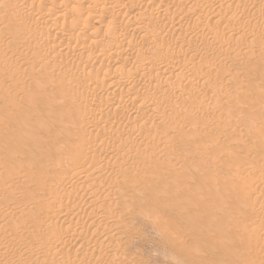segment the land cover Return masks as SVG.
Segmentation results:
<instances>
[{
	"label": "rangeland",
	"instance_id": "1",
	"mask_svg": "<svg viewBox=\"0 0 264 264\" xmlns=\"http://www.w3.org/2000/svg\"><path fill=\"white\" fill-rule=\"evenodd\" d=\"M3 1L0 0V9H1L0 12H3V14L0 13V14H2V15H0V20H1L0 21V31H2V32H0V34L2 33L0 35V50L3 51V52L0 51V57H2V56H4V57L0 58V61L3 58L6 59V60L8 59V60L7 61L3 60L2 62H0V64H2V65H0V88H1L0 89L1 90L0 91V96H1L0 97V141L2 140V142H0V143L3 144V142H5V141L7 142L8 141V146H7L6 143H4V145L6 144L5 146L0 144V187L3 190V191H0V193H1L0 194V212L2 210H5V212L4 211L1 212V214L4 212L3 213L4 217L1 218V215H0V220L2 219L1 223H0V229H1L0 230V235H2V236H0V264H49V263H51V264H57V263L60 264L61 263V258H62V263L63 264H66V262H67V264H69V263H72V264H74V263L75 264H80V263L81 264H88V263L89 264H99V263L107 264V261L109 262V264H113V263L114 264L115 263L116 264L117 263L124 264V261H125V264H176L177 262H178L177 264H184V263L185 264H189L190 262H194L197 259H199L198 261H196L197 264H200L199 262L201 260H205L204 258H206L205 257L206 255L203 258L202 257H196V256H199V254H200V256H202L203 253L204 254L205 253L208 254L207 260H205L206 262L205 261H201V263L204 262L205 264H207V262H208V264H210L211 262H212V264H264V196H263V193H264V168H263V166H264V155H263L264 154V139H263L264 138V88L263 87L264 86H262L264 84V52H263L264 51V0H211V1L210 0H146V1L142 0L143 2L141 0H139V1L136 0V1L140 2V3H138V2L135 3L136 2L135 1V2H131L132 4L130 3V0H128V1L127 0H124V1L123 0H119L118 1L119 5H116L117 4V2H116L117 0L116 1L113 0L115 2V4H114V2L110 1V2L106 3V5L109 4L108 6H106L105 3H104V2H106V0H104V1L101 0L103 2V4H102L101 1L99 2V0H98L97 2L100 3V4L98 3L100 6H97L95 3H93L96 0L95 1L94 0H92V1L91 0H82L81 3L84 2V4L82 3L79 6H77L79 8V9L78 8L76 9L77 11L74 9L75 10L74 12L76 14L73 12V8H74L73 5H74L76 0H74V1L70 0L71 2L68 1V0H65V1L61 0L60 2H59V0H51V2H50V0H48L49 1L48 2L46 0L45 3L43 2L44 0H9V1H11L10 3L8 2V0H3ZM40 1L43 4H41ZM53 1H55V2H53ZM132 1H134V0H132ZM13 2H15L14 3L15 5L13 4ZM34 2H37V3L33 4ZM56 2L59 3V4H57L59 8L61 6L63 7L65 5V3L68 2V4H66L67 8H62L61 7L60 9H58L57 5L55 4V6L57 7L58 10L57 9L54 10L55 7H53L54 6L53 3H56ZM62 2H63L64 5L62 4ZM69 2L71 3V5H70ZM120 2H121V4H120ZM123 2H125V3H123ZM3 3H5L6 5L4 4L5 6H3ZM11 3L13 5H10ZM30 3L33 6L35 5V7H33ZM92 3L97 8L96 12H95L96 9L94 8ZM110 3H112V4H110ZM133 3H135V4H133ZM143 3H146V4L144 5ZM38 4H39V6H38ZM45 4L48 5V6L46 5L47 6L46 9H41L40 8L38 10L40 5H43L42 7L44 8ZM50 4H51V6H50ZM125 4L128 5V6H126ZM130 4H131V6H130ZM136 4H137V6H136ZM7 5H8L9 8L7 7ZM68 5H69V7H68ZM111 5H113L114 7H112ZM133 5H135V6H133ZM138 5H139V8H138ZM141 5L143 7H141ZM148 5H150L151 7L150 6L147 7ZM152 5H154L156 9ZM11 6L12 7H14V6L17 7V9H16V7H14L16 13L14 11V8H11ZM87 6H89L91 9L89 7H87ZM129 6H130V8H129L130 10L128 11V7ZM132 6L135 7V8H132ZM158 6H159V8H158ZM215 6H216V8H215ZM28 7L29 8L31 7L33 10H34V8L37 9V11L39 13L36 10H34L36 12V14H35V12H33V10L31 8H30V11H29ZM104 7H106V8H104ZM152 7H153V9H152ZM184 7H185V10H184ZM212 7H213V9H212ZM221 7H223L224 10ZM87 8H89L90 10H88ZM124 8L125 9L127 8V10H125ZM12 9H13L14 12L12 11ZM50 9H52L53 12L54 11H55V13L59 12L58 14H62V15L65 14L64 10L65 11L66 10H70L68 13L66 11V15L67 14H68V16L70 15L69 17H71V18L67 19L69 17H67V18L65 17V19L63 18L64 20L62 21V17L59 16L58 17L59 19H57V17H55L56 14H53V15L48 17V13H49L48 11ZM80 9H81V11L84 9V12L82 11L83 14L81 12H78V10L80 11ZM101 9L103 10L104 13L102 12ZM105 9H106V11H104ZM107 9H109V10H107ZM40 10H42V11L44 10V12L42 13V12H40ZM86 10H87V12H86ZM92 10L94 11V13L92 12ZM98 10H99V12H98ZM139 10L140 11L142 10V12H140ZM153 10L160 11V13H162V11H163L162 14L167 13V15H168V12H172V13H170L168 17L166 16L167 18L164 17V18L161 19L160 16L154 15V13L152 15V11ZM167 10H169V11H167ZM221 10H222V12H221ZM17 11H18V14L20 13V15H18L16 17ZM46 11H47V14L45 13ZM107 11H108L109 15L106 14ZM109 11L111 13H113L115 11L114 12L115 14L113 13V15L114 16L116 15V17H114ZM9 12L10 13L12 12L13 14L15 13L14 14L15 16L12 13L11 14L14 17H16L17 19H19V20L15 19ZM28 12L29 13L32 12L30 17H29L30 14ZM72 12L76 16H77V12H78V14H81V16L73 17L74 14ZM90 12L93 13V14L90 15L89 14ZM192 12H193V14L191 15ZM41 13H42V16H41ZM86 13H88V14H86ZM181 13H184V14L182 15ZM8 14H10V15H8ZM84 14H86L85 15L86 18L85 19L82 18V19L85 22H87V24H88V20H89V23H91L90 21H92V20L95 21V19H96L95 22L97 24H94L95 22L92 21L93 23H91V26H90V24H88V25L85 24L82 19H81L82 21L81 20L79 21V17H85ZM96 14H99V15H96ZM136 14L138 16L140 15L139 18L137 17ZM142 14L143 15L146 14V15L142 16ZM150 14H151L152 17L150 16ZM185 14H186V16L189 15V17L186 18ZM259 14H262L263 16H260ZM25 15H27V17ZM36 15L40 19L44 15L45 16L43 17V20L41 19L42 21H40V20H38L39 18ZM88 15H90L91 20H90ZM180 15H181V17H180ZM5 16H6V18H5ZM19 16L23 17V18H20ZM99 16H100V20H99ZM135 16L138 19H140V20L137 21V22H133V23L129 22L128 19L131 18L130 19V21H131L132 18L135 17ZM259 16H260L261 19L259 18ZM104 17L105 18L108 17V19L106 18L107 19L106 20V19H104ZM141 17H142V19H141ZM143 17L146 18V19L147 18H149V19L146 20ZM153 17H154L155 20H153ZM184 17L186 19H188V20H186ZM3 18L5 19L4 20L5 23H7V22H11L12 23V25H11V23L10 24L7 23V25L5 24L6 27L7 26L9 27V29H7L8 28L7 27L6 30H8L10 32V30L12 29L10 34L7 31L5 32V29L2 30L5 27V25H3L4 23L3 24L1 23V22H3ZM26 18H28V19H26ZM35 18L36 19L38 18L37 19L38 21ZM55 18H56L57 21L54 20ZM72 18H74V19H72ZM75 18H76V20H75ZM115 18L116 19L118 18V19L116 20ZM175 18H176L177 21L175 20ZM183 18L190 24L191 28H189V24L186 21L184 22ZM22 19H24V21ZM114 19L117 21V23L116 22L112 23ZM248 19H250V20L248 21ZM6 20H7V22H6ZM14 20L15 21L17 20L18 22L19 21L20 22L23 21V22H21V24H19L20 22L17 23V21H16V23H15ZM28 20H29V22H28ZM72 20H74V21H72ZM110 20H111V22H110ZM152 20L154 21L153 24H155V25L151 24L153 22ZM181 20H183V21H181ZM189 20H191V21H189ZM75 21H78V22L75 23ZM97 21H100L99 22L100 24ZM143 21H144V23H142ZM173 21H176L175 23H177L179 21L178 23H179L180 26L178 24H176V25H178L179 27L176 26ZM247 21H248V23H247ZM33 22H34V24H33ZM43 22H44V25H43ZM79 22H80V25H79ZM155 22L157 24H159V26H157V24ZM180 22H181V24H180ZM182 22L185 23V26H184V24ZM13 23H14L15 28L17 27L16 28L17 31H15V29L13 28L14 27ZM35 23L36 24L38 23L39 28H38L37 25H35ZM105 23H107V25H108V27L110 29L113 28L116 25L114 27V29H112L113 35H114L115 32L117 33V34L115 33V36L116 35L118 36V35L121 34L120 36H118V37H121V38H119L116 41H114V44H113V41H112V38H111L112 37L111 36L112 34L110 32L111 30L107 27V25ZM141 23L144 26L140 25ZM160 23H162V24H160ZM75 24L79 25L78 26L79 30H77L76 26L73 27V29H72V26H74ZM113 24H114V26H113ZM29 25L31 27H29ZM84 25H86V27ZM95 25L98 26V27L96 26L98 29L95 27ZM103 25H105V26H103ZM147 25H149V27H154V28H152L154 30H152L151 28H148ZM165 25H167V26H165ZM173 25H175L177 28H173ZM197 25L198 26L200 25L199 28H198ZM46 26L49 27V28H47ZM122 26H123V28H122ZM125 26L128 27V28H125ZM138 26L141 27L142 29L141 28L139 29ZM155 26L157 28H159V29L155 28ZM20 27H24V29L22 28L23 30H21ZM87 27H89V28L92 27L94 29H93V31H92V28H90L89 30H85V29H88ZM105 27L107 29H104ZM160 27H163V28H160ZM168 27L170 28V30L167 29ZM181 27H183V28L184 27L185 28L188 27L187 29L188 30L190 29V31L186 32L187 29L185 30V28H184L182 30ZM193 27H194V29H193ZM32 28L35 31L38 29L36 31L38 35H36V33L34 34L35 31L32 30ZM43 28L46 29V30H44ZM75 28H76L77 31L75 30ZM116 28H118V29L116 30ZM124 28L127 30L128 33L124 32V30H125ZM130 28H132V29H130ZM135 28L137 29V31L135 30ZM178 28H181V30L178 29ZM196 28H198V30ZM68 29L75 30L76 32L72 31V30H71L72 31L71 32ZM108 29H109V31L107 32L106 30H108ZM156 29H157V31H156ZM162 29H164V30L161 31ZM171 29H172V31H171ZM176 29H178V30H176ZM27 30H29V31L31 30V31L29 32ZM84 30H85V32H84ZM97 30H100L101 33H102V30L103 31L105 30L107 33H104L105 32L104 31L103 34H101L100 31L98 32ZM118 30L120 32H118ZM131 30H132V32H130ZM143 30H144L145 34L143 32L141 34V31H143ZM145 30H146V32H145ZM150 30H151V33L149 32V34H153L154 33V36L152 35L155 38L154 40H153V37L151 39L150 38L151 35L149 36L148 33H147ZM158 30H160V31H158ZM165 30H167L168 32L165 31ZM206 30L209 31L208 32L209 34L207 33ZM14 31L15 32H19L20 31L21 34H22V32H26L27 33V37H26V33H23L24 35L23 34L21 35L20 33L13 34L12 32H14ZM44 31L45 32L48 31L50 34H48V32L44 33ZM68 31H69V33H68ZM113 31H115V32H113ZM152 31H154V32L152 33ZM38 32H40V34H42V33L43 34L40 35ZM57 32L61 35V36L59 35L60 37L56 36ZM61 32L63 34H61ZM74 32H75L76 35L74 34ZM92 32L96 33V35H94V33H92ZM155 32H156V35H155ZM157 32L159 33V35L162 34L161 37L158 35ZM170 32H171V35H173V36L170 35ZM194 32H196L197 34L195 35ZM214 32H217V33H214ZM72 33L75 35V37H73V38H72ZM108 33L110 34L109 36H111L110 37L111 39H108V37H109ZM138 33H140V34H138ZM180 33H182V34H180ZM238 33H240V34H238ZM242 33H244V34L241 36ZM32 34H34L35 37L32 36ZM45 34H47V35H45ZM80 34H82L81 35L82 37H80ZM165 34H166V38L167 39L165 38V41H164L163 40L164 39L163 36H165ZM179 34H180V36H179ZM214 34H215V36H213ZM62 35H65V36H63V38L65 37V39L61 38ZM78 35H79V37H78ZM200 35H201V37L203 36L204 38H205V35H206L207 38H205V40H204L203 37L202 38H198V37H200ZM208 35H210V36H208ZM244 35L247 36V37L249 35V37L246 38ZM23 36L25 38H27V40H24L25 38ZM29 36H31V37H29ZM97 36H99L98 39L96 38ZM106 36H108V37H106ZM122 36H124V37H122ZM148 36H149V40H151V41H149L150 43H148V41H146V38H148ZM155 36L156 37L159 36V37H157L158 39ZM192 36H196L195 38L197 39L198 42H196V39L195 38L193 39ZM216 36L219 37V40H218V37H216ZM9 37L11 38V41H10ZM21 37L24 38V39H21ZM69 37L71 39H73V41L70 42ZM93 37L96 38V39H94ZM128 37H130L129 38L130 41L133 38V40H132L133 43L132 44H135V42H136L135 46L137 45V47H135L134 45L131 46V47H130V45L128 46V43L130 42L129 40H126V38H128ZM141 37H143V38H141ZM144 37H146V38H144ZM171 37L174 38V39L172 40ZM210 37H212V38H210ZM215 37L217 38L218 42L216 41ZM191 38H192V40H191ZM208 38H209V40H208ZM19 39L21 41L23 40V42H22L23 44L22 43L16 44V41L17 42H21ZM28 39H30V41ZM52 39L54 40V42H53ZM74 39H76V40L74 41ZM91 39H92V41H91ZM124 39H125V41L122 42L121 40H124ZM138 39H140V40H138ZM156 39H157V42L155 41ZM168 39H170V40H168ZM206 39H207V41H206ZM214 39H215V43L213 42ZM57 40H58L59 44L58 43L55 44L57 42ZM63 40H65L66 43ZM67 40H69V41H67ZM77 40H78V42H77ZM96 40L99 41V42L97 43ZM107 40H111V41H107ZM141 40L143 41V43H142ZM190 40H191V42H190ZM249 40H250V42H249ZM43 41L46 42L47 45H44L45 43H43ZM62 41H63V44L65 46L62 45ZM160 41H161V43H160ZM167 41H168V43H166ZM170 41H172V42L174 41L173 44ZM220 41H223V43L220 42ZM8 42L9 43L11 42L12 45L11 44L9 45ZM13 42L17 46H14ZM26 42H28V43H26ZM68 42H69V44H68ZM72 42H75V43L71 44ZM101 42H105V44H107L108 47L109 46L112 47L114 45L115 47L113 46L114 48L113 47L112 48L113 49L116 48L115 50H117V52H119L121 55L119 54L118 56L117 55L113 56L115 58L111 57V59L109 58V61H106V63L103 64L102 62H105V61H103V59L105 58V56H104L105 54L102 55L103 54L102 53L100 55L99 51L104 52V48H106V46H104L103 45L104 43H101ZM120 42H122V43H120ZM154 42L158 43V44L154 45ZM175 42H177V43L175 44ZM245 42H248L247 44H249V45H247ZM4 43H7V44H4ZM37 43L41 44V45H38ZM95 43H97V45H99V46H97ZM109 43L112 44V45H108ZM115 43L118 44L119 47ZM151 43H152V45H151ZM170 43H171V45H170L171 49H170V47L168 45ZM202 43L203 44L205 43L206 51H204L205 48L202 46L203 45ZM241 43H243L244 45L241 44ZM250 43H252L253 46ZM1 44H4V45H2V46L5 47V48L3 47L4 50H2ZM42 44L44 45V48H46V49L43 48ZM48 44H49V46H48ZM92 44H93V46H92ZM120 44L122 45V47H121ZM140 44H141V46H139ZM145 44H147V46ZM161 44L162 45L164 44V47H166L165 51H162L164 47H162ZM177 44H179V45L181 44L180 47H178ZM183 44H185V46L187 48L189 47L188 50H187V48L185 46H183ZM192 44H193V47H191ZM8 45L11 48H9ZM55 45H57L59 47H57V46L55 47ZM67 45L69 46V48H67ZM102 45L104 46V48H103ZM143 45H145V46H143ZM174 45H176V46H174ZM194 45L196 46V50H199V51L195 50L196 51L195 52L193 50L195 48ZM211 45L214 46V47H212ZM220 45H221V48H220ZM40 46L43 49L40 48ZM60 46L63 48L62 50H60L61 49ZM149 46H151L152 49ZM12 47H13V50H11ZM16 47H18V48H16ZM125 47L127 48V50H126ZM128 47H129V49H128ZM142 47H144V48H142ZM156 47L159 48V50ZM175 47L176 48L177 47L180 48V50H182L184 52L181 51V53L180 52L178 53L179 49L178 48L175 49ZM190 47H191V49H190ZM34 48L36 49V51L32 50ZM50 48H52V51H51ZM102 48H103V50H102ZM132 48H134V51H132L133 50ZM145 48H146V52H145ZM167 48H169V49L167 50ZM258 48H259V52L257 51ZM5 49H7L6 51H8V52H6ZM8 49H10V50H8ZM47 49H49V50H47ZM54 49L55 50L58 49L59 51L57 50L58 51L57 52ZM65 49H70V50H68L69 51L68 52ZM119 49H121V50H119ZM139 49L140 50L143 49L144 52L141 50L143 52V54H142V52H140ZM150 49H151V51H153V49H154V51L157 49L158 50V51L156 50L157 53H160V51H161V53L159 55L161 56V54L163 53L161 57L164 58V59H165L166 54H167L166 52L168 51V53H169V50H170V57H169V54L166 57V58H169V60H168L169 63L166 64L168 67L160 65L159 68H156L157 72L155 71L154 74L152 73V75H150L148 77V80H147V78L144 76V74L145 73L148 74L149 73L148 69L153 67V64H152V66L149 65L150 64V56L148 54L150 52ZM262 49H263V51H262ZM31 50L34 52L33 55H32L33 52ZM43 50H45V51L47 50L49 52H47V51L45 52ZM124 50H126V52ZM130 50H131V52H130ZM245 50H246V52H245ZM254 50H255V52L257 54L254 52ZM9 51H10V53H9ZM12 51H14L13 54H11ZM39 51L42 52V53L45 52L44 54L47 55V56H45L44 54H42V56L38 55L37 52H39ZM61 51H65V52H61ZM82 51L84 53L81 56ZM123 51H124L126 57L123 55L124 54ZM127 51H129L130 54L127 53ZM138 51L141 53V55H142L141 57H143V58L146 57L145 58L146 60H148V58H149V61L147 63L148 65L145 63L147 61L145 59H144L145 60L144 61L141 57H140V59H142L141 62L138 61V60H140L139 58H137L139 56H135V55H139L140 54V53H138ZM189 51L190 52H195V53H191L189 55ZM222 51H224V52H222ZM55 52L57 54L60 52L58 54V56L60 55V57H57V54ZM172 52H174L176 54L173 55L174 53H172ZM187 52H188V54H187ZM205 52L207 54H205ZM27 53L29 55L31 54L32 56L30 55L31 56L30 57ZM47 53H49V54H47ZM51 53H53V55L55 54L57 59L60 58L59 60L62 62V64H61V62L59 60L57 62L56 61L57 59H55L56 58L55 55L53 56ZM62 53H63V57H62ZM132 53H134L133 56H132ZM184 53H185V55H184ZM259 53H260L261 57L259 56ZM202 54H203V56H202ZM49 55H50V57L47 58ZM65 55H67V56H65ZM75 55H76V57H75ZM77 55H80V56H77ZM99 55H100V57H98ZM122 55H123V57L121 58L120 56H122ZM176 55H178V57H176ZM198 55H201L203 57V59L207 57V59H206L207 62L204 60L205 63H206V67H205V64L202 61L203 60L202 57L198 56ZM257 55H258V57H257ZM43 56H44V58H43ZM73 56L75 58H73ZM26 57H28V58L26 59ZM53 57H55V58H53ZM81 57H83V58H82V61L80 62V60H81L80 58ZM96 57L99 60L96 59ZM175 57H176V59H174ZM180 57H183V59L180 58ZM187 57H188L189 60L187 59ZM192 57H193V59H192ZM259 57H260V59H258ZM101 58H102V60H101ZM106 58L108 59V57H106ZM123 58L126 59L124 61H126V62L127 61H131V63L127 62V65H126V62H124L125 65H122V64H124L123 63ZM130 58H131V60H129ZM170 58H171V60H170ZM172 58L174 59V61H177V62L180 61L178 63H180L182 65L184 63V66L187 63L186 66L184 67V70L185 69L187 70V74L185 75L186 71H184L182 75H184L185 77L180 75L181 76L180 77V81L181 82L179 81V83L177 82L179 77H176L178 79H175V80H174V78H172L174 81L171 78H170L171 80L170 79L168 80L166 77L163 76L164 75V74H162L163 72H161V71H164V67H165V70H166L167 68L170 69L172 67V64H174V63L177 64V62H174L172 60ZM53 59H55V60H53ZM77 59H79V60H77ZM254 59L256 60V62H255ZM63 60H65V62ZM97 60L100 61V62H98ZM187 60L189 61V63H188ZM199 60L204 65H202ZM208 60H209V62H208ZM89 61H90V63H89ZM194 61L196 63V64L194 63L195 67L194 66L190 67V65H193L191 63H193ZM11 62L13 64H9ZM86 62L89 63V64H87ZM121 62H122V64H120ZM135 62H136V64H137V62H138V64L139 63L140 64L141 63H145L144 66H145V68H147V71L145 69L144 72L143 71L139 72L140 74H143V77H139L141 75L138 72H136L135 74H133L134 73L133 70L131 72V69L133 67L131 65H134ZM171 62H173V63H171ZM227 62L229 63V65H227ZM232 62H235V63L232 64ZM128 63L131 64V65H129ZM132 63H134V64H132ZM224 63H225V65H224ZM63 64H65L64 67L62 66ZM188 64H190V65L188 66ZM222 64H223L224 68H221ZM235 64H236V66H235ZM196 65H199V66L202 65L201 68H199V66H198V68L200 70L198 68H196L197 67ZM208 65H209L210 68L207 67ZM230 65H232L231 69L228 67ZM10 66H12L13 68L12 67L10 68ZM85 66L87 68H85ZM91 66H93V67H91ZM99 66L100 67L102 66V67L100 68ZM118 66L119 67L123 66L122 70L125 73L126 80H125V77L123 75L122 76L124 77V80L122 79L123 77L121 76V73H119L120 71H117L118 73L115 72V70L117 69ZM187 66L192 68L193 71L194 70L195 71L192 72V74H191V69L190 68H186ZM5 67L8 68V69H6ZM233 67H234V69L236 67L237 68L234 70ZM125 69L127 70L126 72H125ZM222 69H223V71H222ZM122 70H121V72L123 74ZM202 70H203V73H202ZM89 71H90V73H89ZM128 71H130L131 73L128 72ZM189 71H190V73H188ZM199 71H201V73ZM221 71L223 72L224 76H223V74H221L222 73ZM93 72H95L97 74V76ZM64 73H66L68 76L66 74H64ZM88 73L90 75H91V73H92V75L94 74L93 77L96 76L95 77L96 79H94L92 77V75L88 76ZM114 73H115V75H113ZM116 73H117V76L119 74L120 77L119 76L117 77ZM218 73H220L221 75L218 74ZM98 74H100L99 75L100 77L98 76ZM104 74L106 76H104ZM136 74H138V75H136ZM189 74L191 76L194 74V76H192V77L189 76V78H188ZM216 74H218V75H216ZM228 74H230V75H228ZM132 75L133 76L136 75V76L133 77ZM195 75H197L199 78L197 76H195ZM205 75L207 76V78H210V79H207V82H206V76ZM213 75H215L216 77H214ZM241 75H242V78L240 77ZM107 76H108V78L110 80H108ZM128 76H131L130 77L131 79L133 77L134 80L132 79L133 80L132 83H130L131 79ZM153 76H155V79H154ZM203 76L205 77V80H204V78H202ZM217 76H219L221 78L223 76L224 78H222L223 80L221 79L222 80L221 81L219 77L217 79ZM88 77H90V78L92 77L91 79H92V81L94 80V82H92L91 79H89ZM101 77H103V78H101ZM104 77H105V79H104ZM111 77H113L114 79L111 78ZM160 77H164L166 79L162 78V80H161ZM195 77L197 79H200V77H201V80L203 79L202 81H204V82H202L200 80L196 81L197 79L195 80ZM231 77H232V79H231ZM75 78H76V80H74L75 82L72 81ZM144 78H146V79L144 80ZM150 78H153V80L150 79ZM181 78H182V80H181ZM190 78H191V80H192V78H194V79L191 81ZM88 79H89V81H88ZM140 79L142 81H145L144 82L145 84ZM183 79L184 80L187 79L186 82H185L186 84L184 82H182ZM211 79H212L213 82L211 81ZM214 79L216 80V82L217 81L220 82V83L217 82L218 84H220V86L214 81ZM3 80H5V81H3ZM7 80H8V83L10 82L9 84H11V85H8ZM12 80H13V82L11 83ZM80 80H82V82ZM95 80L99 81L98 84H97V81H95ZM100 80L102 81L103 88L105 89L107 87L108 89L107 88L106 89L107 90H111L112 92L111 91L107 92V90L104 91V89L102 87H100V86H102ZM146 80L149 81L148 84L146 83L147 82ZM150 80H151V82L153 81L154 84L151 83V85H149ZM156 80L157 81L158 80L161 81V83L164 82V83H169V84H168V86H165L164 83L162 85H160L161 83L159 81L157 82ZM163 80H166V81H163ZM227 80H228V82H227ZM2 81L4 83H2ZM85 81H87L88 83L86 84ZM104 81L107 82V83H105ZM110 81H111V83H110ZM169 81H171V83ZM223 81H225V82L223 83ZM79 82H81V83H79ZM123 82H126V83L124 84ZM127 82L130 83L129 86H128ZM192 82H193V84H192ZM195 82H196V84L198 83L196 85L198 87L193 86V85H195ZM205 82L207 83L208 87H207V85H205L206 84ZM210 82H212V83H210ZM90 83L91 84L94 83V84H92L93 86H91ZM141 83H142V85H139ZM155 83L157 84V86L155 85ZM5 84H6V87H5ZM81 84H83L82 85L83 87L81 86ZM117 84L120 85V86L123 84L122 86H127V87H119ZM172 84L174 85L173 88L171 87ZM177 84H180V86L182 84V87L180 88V86L177 85ZM210 84L215 86L216 89H214V90H215V93L217 91L216 94H217V96H219L218 97V99L220 98L219 100L217 99V97H216L217 100L216 99L213 100L214 99L213 98V94H214L213 88L214 87L210 86ZM216 84L219 86V88L221 90H217L219 88H217L218 86ZM15 85H16V87H14ZM86 85H88V86L86 87ZM133 85L135 87H137V88H133ZM158 85H160L163 88L159 87ZM190 85H192V86H190ZM223 85H225V86H223ZM1 86H3V87H1ZM11 86H13V88ZM111 86H115L116 88L115 87H111ZM143 86L145 88V91L143 89ZM147 86H148V88H147ZM199 86L200 87L203 86V87L200 88ZM4 87H5V89H4ZM7 87H10V88H7ZM80 87H81V90L79 91V93H81V95H85V96H83V98L84 99L87 98V100L83 101V98H82V96L80 94L79 95H80L81 98L78 99V95H77L78 91L77 90H78V88L80 89ZM84 87H85V91H84ZM149 87L152 88V89H150ZM156 87H158L160 89H158ZM165 87H167V88H165ZM175 87L177 89L180 88L179 90H177L178 92L180 90L182 91V88H184L185 89V93L183 94L184 91H182V92L180 91L181 93H176V91L174 92V90L172 91V89L176 90ZM210 87H213V88H210ZM191 88H192V90L189 91V89H191ZM198 88H200V90ZM62 89H64L63 92L65 94L67 93L68 96L65 95L62 92ZM86 89H88V91ZM132 89H134L136 91V94H135V91L131 92ZM156 89L159 90V91L156 92ZM170 89H171L172 92H169ZM194 89H197L199 91L194 90ZM211 89H212V92H209ZM5 90H8V91L6 92ZM137 90H138L139 93L141 91V93H143V94H141V93H140V95H139V93L137 94ZM160 90H161V92H160ZM165 90L166 91L168 90V92L165 93ZM201 90H203V91H201ZM206 90H207V92H206ZM67 91H69V92L73 91L76 94L72 92L73 94L70 93V95H69V92H67ZM86 91H87V93H85ZM89 91H91V92H89ZM103 91L105 92L104 96H103V94H104ZM125 91L127 93H131V94L134 93L135 96L138 95L137 97L141 96L140 98H138L137 102H135L137 105L139 104L138 105V110H139L138 112L140 113L139 114V120L142 121L143 118L142 119L140 118L142 116H146L148 118L151 115L155 119L157 117L156 120H158L159 115H160L158 112H160L162 114L160 116L161 118L158 120L159 123L156 120L154 121V119L151 117L153 119V122L157 123L158 125L157 124H152L153 122H150V124H149L148 121H152V119H150V117H149V119L144 117L145 120L143 119L142 122L139 121L140 123L137 120H135V119H133L130 122H128V125H127L126 121L124 122L125 118L122 116V114H124V111L125 110H134V108H135V110L137 109V107H136L137 105L134 106L132 104V105L128 106V108L130 107L129 109L127 108L125 110L123 109L122 111H116V106L114 104H116L117 101L119 99H121L125 95V93H126ZM128 91H130V92H128ZM142 91H144V92H142ZM218 91H219V94H218ZM2 92H4V94ZM106 92H107V94H106ZM147 92L149 93V97L151 96L150 98H153V96H154V98H156V99H158L159 97L161 99L159 98L158 102L157 101L155 102L153 99L148 100L149 97L147 95L148 94ZM150 92L152 94L153 93L154 94L152 95V94H150ZM97 93L99 94V96L95 97L94 95L97 94ZM74 94L77 95V97ZM90 94H91L92 98L89 97ZM92 94H93V96H92ZM108 94H111V95L109 96ZM160 94H161V96H160ZM164 94L165 95L168 94L167 97ZM169 94L170 95L171 94L172 95L173 94H175V95L177 94L178 98L174 97V95L170 96ZM180 94H181V96L183 95L182 96L183 101H184V97H185V99L188 97L185 100L186 102L184 101V103L186 105L185 109H183V107H185V106H184V103L181 101L182 98H181ZM190 94H192V96H190ZM221 94H222V96H221ZM71 95H73V96H71ZM162 95H164V96H162ZM107 96L110 97V98H108V101L106 102L105 100L107 99ZM142 96H145V97L147 96L146 99L149 101V103L145 99V97L143 98ZM170 97H171V99H170ZM173 98H177L178 100L179 99H181V100L178 101L177 99H173ZM74 99H76V100H74ZM143 99H144V103L147 101V103H145V105L146 104H150V106H151L150 107V106L147 105L148 106L147 110H146V108H144V110L142 108H140L142 106V104H143ZM162 99H164L165 101L163 100L161 102ZM73 100H74V103H73ZM77 100L79 102L78 104L76 103ZM171 100H173L174 102L173 101L171 102ZM175 100L178 101V102H176ZM80 101H81V105H80ZM82 101L84 103H86V104H84ZM175 102L178 104L177 105L178 107L176 106V104H174ZM187 102H188L190 108H188V104H186ZM152 103L154 104V106H153ZM156 103H157V105L158 104L160 105L161 103H163L164 106H162V105L157 106ZM171 104L175 105L177 108L175 106L172 108L171 106H173V105H171ZM75 105L76 106L79 105V107L81 106L80 109H79V107H78L79 110L76 109L77 107ZM86 105H88V107ZM110 105H111V107H109ZM165 105H167V107H169V108L171 107L172 109L167 110L169 108L165 107ZM181 105H183V106H181ZM86 107L88 108L89 112H91L93 114L96 112V115H98V116L96 118H93V117H91L93 114L92 115L90 114V116H89V114H87L86 111L84 113L83 111H84V109H86ZM90 107L94 110L93 112H92ZM156 107L158 109H156ZM159 107L160 108L162 107V109H160ZM81 108L83 109V111L81 110ZM89 108H90V110H89ZM164 108L166 110H163ZM180 108L182 109L181 111H180ZM141 109H142V111H141ZM153 110H156V114H155V111H153ZM172 110L174 112H171ZM100 111L103 112V114H101ZM105 111H106V113H105ZM115 111H116V113H115ZM162 111H163V113H162ZM187 111H188V113H190V116L187 115ZM206 111H208L209 114L211 112L210 117H208L209 114ZM80 112H81V114H78ZM108 112L109 113L112 112L110 114L111 115L114 114V118L111 121L112 125L110 124L108 126L109 128H111V130L109 129V131L107 132L108 134H110L111 131H112V133L110 135L105 133L106 134L105 135L104 133L101 132V126H103L102 120H101V123H99L100 120L97 119V118H99V114L100 115L111 116ZM167 112H168V115L171 113L169 115V117H167L168 116L166 114ZM176 112L177 113L179 112V114H177ZM199 112H200V114H199L200 116H197ZM203 112L205 114H208V115H206L207 118L205 117V114ZM119 113H120V115H119ZM143 113L144 114L148 113V114L144 115ZM174 113H175V115H174ZM180 113H183V114L181 115ZM185 113H186L187 116L185 115ZM201 113H203V114L201 115ZM84 114H85V116H84ZM78 115H81L80 118H79ZM165 115H166L167 119L165 118ZM171 115H174L175 117H173ZM177 115H180L182 117H179ZM86 116H87V118H86ZM183 116H184L185 120H184ZM81 117L82 118L84 117V119L86 118L84 120L85 122L83 121L84 124L81 122L82 121ZM163 117L166 120H164ZM196 117H199V118L196 119ZM92 118H93V120L91 122ZM115 118H119V119H121V121L123 120L122 121L123 123L121 124L119 119H115ZM178 118H179V124H178ZM180 118H183V120L181 121L182 123L180 122V120H181ZM202 118H203V120H202ZM208 118H210V119H208ZM77 119H79V120L81 119V121H79ZM95 119H97L99 121H97ZM194 119H196L197 122H195V121L193 122L192 120H194ZM205 119H206V121H205ZM214 119L215 120L217 119V121H215ZM72 120H74V121H72ZM114 120H118V122L116 123V121H114ZM162 120H163V123H162ZM175 120H176V122L178 124V127H180L183 123H185V124H183L185 126L180 127V131H181L180 133H178L179 129H177L178 127H177V125H175L176 124ZM75 121L78 122V124ZM94 121H95V123H93ZM168 121H174V124H172L173 122H168ZM72 122H74V123H72ZM79 122L81 123V125H79ZM87 122H88V124H91V125H89V127L85 125ZM142 123H145V125L144 124L142 125ZM160 123H162V124H160ZM164 123H168V124H164ZM169 123H171V124L169 125ZM215 123L217 125H215ZM220 123H221V125H219ZM119 124H121V125H119ZM137 124H138V126H137ZM146 124L147 125L149 124V125L147 126ZM212 124L214 126H217L216 127V129H218L217 132L214 129V126L212 127ZM95 125H97V126H95ZM154 125H155V127L152 128V126H154ZM174 125H175V127H174ZM222 125H224V126H222ZM114 126H115V129H114ZM120 126H121V128H120ZM139 126H147L146 128L143 127V130L146 131V129H147V133L149 132L150 135H149V133L147 134L145 132V134L147 135L146 136L144 134V132H142L143 130L139 131L137 129ZM167 126H169V127L173 126L174 127V128L171 127L172 129L168 128V130H169L168 133L172 130L170 132V134H166ZM190 126H193L194 128L193 127L188 128ZM220 126H221V128H220ZM116 127H118V128H116ZM125 127H127V128H125ZM185 127H186V130L183 129ZM222 127H223V129H222ZM95 128H97L98 131ZM123 128L126 129V130H124ZM113 129H114V133L115 134L118 132V129H120V130L122 129V131L120 133V130H119V132L117 133L118 135L117 134L115 135L113 133ZM148 129H149V131H148ZM174 129L176 131L177 130L178 131L175 132ZM220 129H222V130H220ZM78 130L79 131L81 130V132H79V134L82 136V138H83L84 134H86V132L88 134L89 131H90L91 136H90V134H88L86 136L87 137L89 136V140H90V138L93 137L96 143L93 140L92 144L93 143L94 144L92 145L90 141L93 138L89 141V140H86V139H88L86 136H85L86 138H83V140L85 139V141H83L81 136L77 132ZM182 130H184L185 133ZM192 130H194L193 133H192ZM75 131H76V134H78L81 139L78 137V135L75 134ZM84 131H85V133H84ZM156 131H157V133L159 135L156 133ZM188 131H189V133H188ZM242 131H243V134H242ZM73 132H74V134H73ZM122 132H124V133L126 132L125 133L126 136L123 135V137H122V134H124ZM140 132H141V134H140ZM172 132H175V133H172ZM132 133H134V134H132ZM142 133H143V135H142ZM155 133L158 135V137L160 135L163 136V137L160 136L161 138L159 137V139H164V140L167 141L168 139H171L173 137V139H175L176 141L173 140V139L168 140L170 142V146L172 145V147H170L169 144L166 145L167 147L166 146L164 147L162 145L160 146L159 144H158L159 145L158 146L157 144H155V142L157 143L156 140H158L157 139L158 137L156 136ZM15 135L18 138L15 137ZM73 135H75L76 137L74 136V138H73ZM96 135H98L100 137H98ZM101 135H105L106 138H107V135H108V137L109 136L110 137L107 138V142H106V139H104V140L101 139L102 138ZM112 135H113V137L114 136L117 137L116 138L117 141L115 140L117 142V144H118L119 141H121V143H122L124 140L127 139L126 141H127V144L129 146L126 144V141H124L125 145L123 143V144L120 145V146H123V147H120V146L118 147L116 145V142L114 141L115 137L113 138ZM132 135H133V137H132ZM141 135L144 138L147 137V139H148V140L146 139L147 141L143 142V144H142L143 150L145 149L144 146L148 145V143H149L148 146L150 147V148L148 147V150L152 149L151 151H147V152H144L142 150L144 152V153L142 152L143 155L142 154H137L138 152H136V149H135L136 142H141L142 143V139L144 141V138ZM164 135H166V136L169 135L170 138L168 136L166 138V136H164ZM11 136H13V138H10ZM130 136H131V138H130ZM137 136H140V137L137 138ZM155 136L157 137L156 140L154 139ZM96 137H97V139H95ZM127 137H129L130 139L127 138ZM15 138H16V140H15ZM59 138L62 141L65 140L66 143H65V141H63L65 144L62 141H61L62 143H60L59 142V140H60ZM78 138L80 139V141L82 140L81 141L82 143L81 142L79 143V139ZM99 138H100V140L105 141V143L107 145L109 143V146L107 148V150L109 149L108 151H106L105 148H102V145H100ZM123 138H125V139H123ZM3 139L5 141H3ZM9 139H11V140H9ZM109 139H110V141H109ZM151 139H154L155 142H154V140H151ZM137 140H139V141H137ZM172 140L176 144L171 143ZM130 141H132V142H130ZM150 141H152L154 143H151ZM67 142H69V143H67ZM72 142H74L73 144H75L76 146L72 147L71 146V145H73ZM83 142H85V143L88 142V144L90 142L91 146H94V147L96 146L95 148L93 147L94 148L93 151H96L97 149L99 150L100 147H101V149L99 151L97 150L99 152V154H98L97 151H96L97 153L91 152L89 154H85L86 152L84 153V151H83L84 148H86V147L88 148V147H91V146H88L86 144L85 147L82 150L83 144H85ZM110 142H112V143H110ZM80 144H82V145L80 146ZM132 144H134V145H132ZM62 145L64 147H61ZM65 145H66V147H69L70 149L74 148V150H69V148H66ZM110 145L114 146V147H112V149H114V148H116V149H114L112 151ZM130 145H131L132 150L135 151V153L131 150ZM3 146H4V148H3ZM78 146H80V147L77 148ZM97 146L99 148H97ZM124 146H125L126 149L124 148ZM126 146H128V147H126ZM153 146H154V148H153ZM156 146H158L157 147L158 149L156 148ZM159 147H161V148H159ZM61 148H63V149L65 148L64 152H63V150ZM76 148L80 149L81 151H83L82 153L80 152V155H82L84 153V156H86V158L88 156L89 158L86 159V158L83 157V155L79 156L78 155V153H79L78 151L79 150L75 151V150H77ZM121 148H123V149H121ZM59 149H60V151H58ZM66 149L69 150L68 153H71V155H73L72 152L75 151L74 155H75V153L78 155V156L75 155V160H74L73 156L70 158L67 155L68 153L66 154V152H65V151H67ZM127 149L131 150L130 152H131L132 155L131 154L130 155L133 158H137L138 157L136 159V161L133 160V159L128 160L129 161L128 164L132 165L130 167L132 169H133V167L135 168V170L133 169L134 172L140 168L141 171H139V170H138L139 172L136 171V174L132 171V169L130 167L126 166L130 170L127 169V168H124V169L121 168V170L123 171V173H122L120 171V169L113 168L114 166H112L113 163L115 162V156H116V160H117V158L118 159H120V158L123 159V157L125 158L127 156V153H130ZM115 150L118 153L114 152ZM119 150L122 151V152L124 150L123 154L121 152L119 153ZM146 150L147 149H145V151ZM161 150H162V152H161ZM58 152L61 153V156H60V154ZM148 152L154 154V156H152V154H149ZM157 152H158V154H157ZM108 153L109 154L112 153L114 156L113 155H109ZM139 153H141V152H139ZM62 155H63V157H62ZM95 155H97L96 157H98V158L95 159L96 161H97V159L101 160L99 157H102V159H104V158H106V156H109V158H110L109 160L111 162V163L109 162V164H111V165H109L107 167L109 169L111 168L112 170L111 169H110L111 171H109V169H108V171L104 170L103 173H101L100 175H99L100 172L96 173V171H94V169L91 168L92 165L94 164V161H95V160H93V157ZM145 155H147L148 157L145 156ZM149 155L151 156V158H149L150 157ZM76 156L78 158H76ZM141 156H144V158H142ZM61 157H62V159H64L63 160L64 162L66 161L65 160L66 157L72 162V164L70 165V166H72L71 167L72 170H74L73 169L74 168L73 167V162L77 161V163H75L74 166L76 164H79L80 166L76 165V167L77 166L81 167L91 157L93 162L90 160L91 162L88 161L89 163L88 162L87 163H88V166L90 164H92L89 167L91 169H93V170H91L89 172L88 169H90V168H87L86 173L83 174V176H82L83 178L82 177L80 178L81 181L79 183L81 185H89L90 186V185H93L95 183V181L99 180L98 182L101 183V185H104L102 187L105 190L103 188L97 187V185H99V186H101V185L99 183L98 184L96 183L97 185L95 187H97V188L93 189L94 186H91L94 193L92 192V194L90 196H89L90 193L89 194L87 193L88 194V196H87L88 198L86 197L87 194H85V193L83 194V192L78 194L80 196H78V195L75 196L74 194H70L69 192H66V190H64V189H61L59 191L58 190H52V189L57 188L58 187L57 184H59L62 181L61 178H63L64 175L63 176H61V175L65 174V171L68 172V170L69 171L71 170V168H69V169L67 168L68 170L66 169V167H68V165L65 166L66 164H64V162L60 159ZM79 157H80V160H82V161H80L81 163L79 162V160H76V159H79ZM82 157H83V159H81ZM111 157H114L113 158L114 162L112 161ZM145 157H147V158H145ZM141 158L144 159V160H142ZM84 159H85V161H84ZM145 159H146V161H145ZM69 160H68L67 164L71 163ZM137 160H139L141 163H143V162L144 163L143 164H138L139 166H137L136 164L139 162ZM153 160H154V162H153ZM131 161H133V162H131ZM151 161L154 164L151 163ZM155 162L160 164V166L157 163L155 165ZM260 162H262L261 165H260ZM144 164L146 165V170L149 171V173L151 175L148 172L146 173L145 166H142ZM161 164L164 165L165 167H162ZM85 165H87V164H85ZM134 165H136V167ZM174 166H176V167H174ZM152 167L155 168V169H153ZM113 170H114V172H113ZM93 171L96 173V177H95V173ZM127 171H128V173L130 172L131 174L133 172V175L131 176V174L129 173L130 175L128 176V173H126ZM70 172L72 174H74L75 172H77V170L70 171ZM70 172L66 173V176L67 175L69 176ZM104 172H105V174L107 173L106 176H105ZM112 172H113V174H112ZM141 172H142V174L145 173V176L142 175ZM157 172H158V175L159 174L162 175V176L159 175L161 178H158V176L156 174ZM56 173L57 174L58 173L61 174V175L58 174L60 176L61 180L60 179L58 180L59 177H58V175L56 177V175H55ZM89 173H90V175H89ZM92 173H94L93 174L94 176L91 177ZM109 173H111V174H109ZM120 173L122 175L125 173V175H123V176L124 177L126 176L127 178L130 177V178H128V179L126 177L124 178L122 175H119ZM153 173H155L156 175L153 174ZM87 174H88V176H90L94 180V182H93V180L90 177L87 176ZM102 174H104V177H103ZM146 174H147V176H146ZM148 174L150 176L155 175V176L152 177V179H153L152 182L157 181V182L154 183L155 187L153 186L154 184H151L152 183L151 180H150L151 178H150V176ZM108 175H109V177H108ZM110 175L112 177H110ZM117 175L118 176H122L121 177L122 179L121 178H120L121 180L118 179ZM135 175H136V177H135ZM138 175H140V176H138ZM99 176H101V178H103V179L105 178L106 180L104 179L105 180L104 182H106L105 184H108V185L103 184V180L101 182ZM107 177L112 179L113 182L111 181V184L113 186H116V187L118 185H116L117 182H115L116 181L115 179H118V184H119V182L123 181V178H124L125 179L123 181L124 183L121 182L120 184H124L123 186H126V191L124 190L123 186H121L119 184V186L117 188L113 187V189L115 191L112 192L113 191L112 188H111L112 186L109 187L111 185V184H109V182H110L109 180L110 179L108 180ZM131 177H132V179H131ZM145 177L147 178V180L146 179L145 180L147 182H149L150 185H152L151 188L148 185L149 183H147L146 181H142V187H139L141 185H138V184L141 183L140 181L143 180ZM86 178H89V179H86ZM56 179L58 181H60V182H58ZM129 179H130V182H128ZM135 179H136V181H138V179L140 181L136 184V182H134ZM87 180H90V181L87 182ZM131 180H133V181H131ZM160 180H161V182H160ZM55 181H57V182H55ZM82 182H83V184H82ZM132 182L134 183L135 186L133 185ZM53 183H54V185H53ZM87 183H90V184H87ZM130 183H132L133 186ZM156 183H157V185L160 184V185H163V186H160V185L157 186ZM136 185H138V186H136ZM51 186H52V188L50 189ZM107 186H108V188H107ZM129 186H132V187H130V189H129V188H127ZM48 187H49V190H48ZM61 187H63V186H61ZM136 187H137V189H135ZM160 187L163 188L164 192L160 191L161 190ZM1 188H0V190H1ZM24 188H25V190H24ZM99 188H100V190L97 191ZM106 188L112 194L110 192L108 193ZM158 188L160 190H158ZM30 189H32V191ZM117 189H119V190L121 189L120 191L122 193H123V191H125V192H127V190L129 191V192L126 193L128 195H125L126 196V202H125V199H124L125 196H123L122 193H120V191H117ZM244 189H248L247 192L249 191L250 193L249 192L248 193L245 192L246 190H244ZM28 190H30L29 192H31V193L27 192ZM50 190H52L53 192L50 191ZM103 190L107 194L103 193L104 192ZM23 191H24V193H22ZM45 191L47 193H45ZM56 191H58V192H56ZM34 192H35L36 195L34 194ZM99 192L100 193L102 192L101 195L102 194L104 195V197L102 196V199L103 198L105 199V201H103L101 203L103 205H107V207H106L107 210L105 209L104 214H103L102 210H104L105 206L103 207V205L99 204V203L95 207L93 206L94 209L91 207L92 209H90V211H89L88 208H87V210H84L86 212L88 211L89 213L88 212L86 213V212H84L82 210V213H80L82 215L79 214V217L83 216L82 218H85L84 216L86 214H87L86 216H88V217L90 216L89 218L87 217L85 219L87 220V223L89 222L91 225L89 223L88 224L86 223L85 226H87V225L88 226L87 227L82 226L81 229H84V230L86 229L89 232L92 231L93 234L89 233V235L90 236L92 235V240L93 241L92 240H87L85 238V235H88L87 234L88 232L86 230H85L86 232H84L83 230H80L78 233H74L70 229L71 232H68L69 231L68 230L69 229L68 226H63L60 223H59L60 224L59 225L56 222L54 224V221L52 220V216L58 214L57 212H60V210H58L59 206H57V205H59V204H57V203H59V201H61L63 199L65 201L66 198L67 199L68 198L71 199V197H72V200L75 201L76 198L78 200V198L80 197L79 201H81L80 203H82V201L85 200V199L83 200L84 197H86L85 201H87V199L90 201L95 196L96 197H101ZM53 193L54 194L57 193V195L55 194V197H53L54 196ZM46 194H48V195L45 196ZM69 194H70V196H69ZM113 194L116 195V196L117 195H120V196H118V199H113V198H117L116 196L114 197ZM23 196H25V197H23ZM39 196H41V198ZM51 196L53 198H55V199H53V200L51 199L50 200V198H52ZM56 196H58V198ZM127 196H128V198H127ZM13 197H15V198H13ZM119 197L123 198L122 199L123 201ZM16 198H18V201H17ZM56 198H57V203L55 202ZM19 199H22V200L24 199L25 201H22V200H19ZM15 200L17 202H15ZM52 201H54L55 203H53ZM85 201H84L83 204H85ZM114 201L117 202V204L114 203ZM121 202H125L126 204L124 203L125 205H123V206H128L129 210H128L127 207H124V208H127L126 211H124L125 210L124 208L121 209V206L117 207V206H119L118 204H120ZM111 203H112V205H114L113 208L111 207V205L109 206V204H111ZM48 204H50V205H48ZM121 204H123V203H121ZM99 205H100V207H99ZM115 205H116V207H115ZM44 206H46V208ZM48 207H51V209H49ZM108 207H110V209ZM260 207H262L261 209H262L263 212L261 211ZM242 208L243 209L245 208L244 209L245 212L243 211ZM254 208L256 210V213H255V211H253ZM97 209H98V212L102 211V215L107 217V218L103 217L104 218L103 221H107L105 219H109L112 216L111 213L113 214L114 218H118V219L117 220L115 219L114 222L109 223L110 226L108 225V223H106V224L102 223V220L99 221V220L94 219L95 215L92 214V213L95 212V210L97 212ZM241 209H242V211L240 212ZM7 210H9V211H7ZM13 210L16 211L18 214L17 213L14 214L15 212ZM109 210H111V211H109ZM246 210H248V211L250 210V211L246 212ZM43 211H44V213H43ZM48 212H49V214H48ZM83 212L85 214H83ZM242 212H243V215H245V216H243V215L240 216L239 215L240 213L242 214ZM7 213H9L10 215L13 213L12 214L13 217L9 216V218H8L9 214L7 215ZM21 213H22V215H21ZM42 213H43V216L41 215ZM244 213H246V214H244ZM19 214H20V220L23 217L22 219L24 221L21 220V222H20ZM24 214L27 215V218L30 217V219H29L30 221L32 220L31 221V224H32L31 227H33L32 229L29 226V225H31L30 221L26 218V215H25V218L27 220H25ZM47 214L49 215V217L51 216L50 217L51 219L47 216ZM40 215H41V217L39 218ZM253 215H255V217ZM115 216H117V217H115ZM248 216H253V217H249L248 218ZM11 217H12V219H11ZM37 217L41 220V222H40V220H38ZM262 217H263V219H262ZM13 218L15 220H13ZM91 218L94 219V221L91 220ZM111 218H113V217H111ZM114 218L112 220H114ZM244 218H246V219H244ZM49 219L53 223H51L49 221ZM36 220H37V223L39 222L40 224H37ZM16 221L18 223H15ZM25 221L26 222L28 221V223H26L27 225H25ZM48 221H49V223H46ZM119 221L121 223L123 222L125 224L124 225L123 224L118 225V223L120 224ZM246 221L248 223L249 222L250 223L248 224ZM241 222H244V223H241ZM44 224H45V226H43ZM47 224H48V226H47ZM51 224H53V225L57 224V225L54 227ZM246 224H248V225H246ZM256 224H257V226H256ZM24 225L26 227V230L22 229L24 227ZM49 225H51V227H53V228H51ZM102 225H103V227H101ZM237 225H239V226H237ZM249 225H251L252 228ZM14 226L15 227L18 226V228L17 227L15 228ZM20 226H22V227H20ZM60 226L63 229H66L65 232ZM107 226L109 227V229L110 228L111 229L110 230L107 229L108 228ZM165 226H167V227L165 228ZM246 226H248V227H246ZM25 227H24V229H25ZM49 227L51 229H53V230L58 228L57 229L58 231L61 228L59 233L62 230L64 232L63 235H62V232L60 233L61 236L63 237L64 235L65 236L67 235L66 237H63V238H65L66 240H69V239L71 240V241L69 240V242H68V243L71 242L70 243L71 246H68V243H67V245H65V244L63 246L61 245V247H60V244H56L57 247H58V245L60 247V248L58 247V249H59L58 253H60V252L63 253L64 250L67 251V252L63 253V255L60 253L59 254L60 256L58 254H53V256H52L53 252L51 254H49L50 253V252H48L49 250H46V248H47L46 246L48 245V242H49V244H50V242H52L51 244L54 243L53 238L48 237L50 232H53L51 229H50L51 231L49 230ZM96 227L98 228V231H97ZM104 227L106 229H104ZM123 227H125V228L127 227V228L125 229ZM249 227H250L251 231L253 229V232H254V229H255L256 233L254 232V234H253V232H251L250 229H247ZM87 228L90 229V230H88ZM177 228H178V231L176 232ZM27 229H30L31 231H34V232H31L30 230L27 231ZM91 229H93V230H91ZM100 229H101V232H99ZM170 229L173 230V231L175 229V234H174L175 237H174V235H172L173 233L171 232ZM244 229H246L247 232ZM16 230L18 232L17 236L15 234ZM21 230H22V233H21ZM42 230H46V231H42ZM115 230H117L118 232L117 231L115 232ZM121 230H124V231H121ZM19 231H20V233H19ZM29 231H30V233H29ZM55 231L53 233H56V232L58 233V231H56V232ZM109 231H110V233H109ZM249 231H250V233H249ZM10 232H12V234ZM39 232H41V233H39ZM257 232H259V233H257ZM5 233H7V234L9 233V235H11L10 238H9V235H5ZM13 233H14V237L18 241L12 236ZM71 233H72V235H71V238H70V234ZM73 233H74V235H73ZM99 233H101V234H99ZM105 233L106 234L108 233L109 235L106 236ZM112 233L113 234L116 233V234H114V236H113ZM47 234H48V236H47ZM76 234L78 236L81 235V238L80 237L75 238ZM82 234H83L84 237H82ZM170 234L174 237V238H172V241H171L173 244L174 243L176 244V242L179 241L176 245L177 246L180 245V247H178L180 249L183 246V245L181 246V243L182 244L186 243L184 245L185 248L183 247V249L179 250L176 245H175L176 246L175 247L172 243L169 244V242H170L169 240H171L170 237H172ZM20 235H21L22 238L25 236L28 240L26 238H23V240H24L23 241L22 238L20 237ZM27 235H29V236H27ZM94 235H96V236H94ZM100 235H101V237H100ZM168 235H169L170 239L168 238ZM182 235H183V237H182ZM6 236H8V237H6ZM68 236H69V238L67 239ZM103 236H106V237H103ZM112 236L115 237V238H112ZM176 236H179V238L181 237L184 243L182 242L181 238L179 239L178 237L177 238L179 240L177 239V240H174V242H173V239H175ZM5 238L9 239V240L7 239L9 243H10V239H11V241L14 240L16 243L14 242L15 243L14 244L13 241H12L13 244L11 246V243L8 244V242H6ZM72 238H74V239H72ZM102 238H104V239H102ZM116 238H118V239H116ZM195 238H197V240H199V238H200L199 241L204 244L202 246L203 248L200 247L202 245V243L200 244V242L197 241ZM35 239H36L37 243H34ZM38 239H41V243L38 242V241H40ZM101 239L103 241H100ZM167 239H169V240H167ZM191 239H193V240L189 241ZM21 240H22V242H21ZM84 240H86V241L84 242ZM117 240H118V242H117ZM180 240H181V242H180ZM201 240H203V241H201ZM1 241H4V242H1ZM25 241H26V243H25ZM43 241H44V243H43ZM91 241H92L93 244L89 243ZM195 241H197V243ZM18 242H20V244ZM17 243H18V245H17ZM21 243H22L23 247H22ZM28 243H30V244H28ZM74 243H75V245L77 246L78 249L76 248V246H74ZM77 243H78V245H77ZM82 243H85V244H82ZM193 243H196V244L199 243V244L197 246V245H195ZM41 244H43V245H41ZM96 244H98V245L96 246ZM35 245H37V246H35ZM72 245H73V247H72ZM83 245H86L87 248H86V246L84 247ZM186 245H189V247L191 245H195L196 247L192 246L193 249H197L199 247L201 250L197 249V251L199 250V254H198L196 250H192L191 251L192 247H190V249H189V247H186ZM24 246L25 247L29 246L30 248L27 247L25 249ZM40 246H42V247H40ZM66 246H68V247H66ZM80 246H82V247H80ZM88 246H90V249L93 248L94 250L93 249L90 250ZM98 246H100V248ZM64 247L67 248V249H65ZM109 247H112V248L115 247L117 250L114 249V251H112L113 249L110 250L111 248H109ZM61 248H63V249H61ZM79 248L80 249L83 248L85 250L81 249V251H80ZM102 248H103L104 252L103 251L100 252V250H102ZM119 248L121 249L120 252L118 251ZM186 248H188V249H186ZM3 249H4L5 252H7V254L3 251ZM41 249H43V250L45 249L47 252L43 251ZM74 249H76L75 252H73ZM108 249H109L111 254L109 253ZM68 250L69 251L72 250V251H70V253L72 252V254H69ZM105 250L110 254L109 255L110 257L108 256V253ZM184 250H185V252L187 251L190 254V256L194 255L195 257L193 256L191 258L192 259L195 258V259L194 260L189 259L190 256L185 254ZM9 251H10V253H9ZM12 251H13V253H12ZM24 251H25V253H24ZM30 251L34 252V254L37 253L36 254L37 256H35L32 252H31L32 253V255H31ZM83 251L86 254L82 253ZM174 251H176L175 252L176 254H174ZM181 251L184 252V253L182 254ZM94 252L95 253L99 252V253L97 254V256H94V254H95ZM112 252H115V254L116 253L117 254L114 255V253L112 254ZM195 252L197 253L196 255L193 254ZM223 252H224V254H223ZM8 253L10 254V256L8 255ZM79 253L84 254V257L89 259V260L85 261L86 259L84 258L85 260L81 261V259H83V257H82L83 255L81 256ZM89 253H91L92 256H91V254L89 255ZM102 253L103 254L105 253V254L103 255ZM67 254L71 255L70 259H69V255H67ZM87 254L89 256H91V257L87 256ZM101 254H102L103 257L102 256L99 257ZM184 254L187 257L186 256H182ZM25 255H26V257H25ZM48 255H51L52 258L50 256H48ZM55 255L57 257L59 256L57 258L59 260L56 259ZM1 256H2V258H1ZM62 256H64L65 259ZM78 257H79V260L81 262L78 261V259H77ZM185 257L186 258L189 257V258L186 259ZM32 258H35V259H32ZM50 258H51V260H48ZM74 258L77 260L78 263H76V260ZM27 259H29V261L30 260H32V261L29 262ZM54 259H56V263H55ZM63 259L66 262H64ZM115 259L118 260V261H116ZM121 259H122V262H121ZM68 260H70L71 262H68ZM112 261H114V262H112ZM187 261H190V262H187ZM127 262H129V263H127ZM196 262H194V263L196 264ZM190 264H193V263H190Z\"/></svg>",
	"mask_w": 264,
	"mask_h": 264
},
{
	"label": "bare ground",
	"instance_id": "2",
	"mask_svg": "<svg viewBox=\"0 0 264 264\" xmlns=\"http://www.w3.org/2000/svg\"><path fill=\"white\" fill-rule=\"evenodd\" d=\"M2 1H3V0H2ZM47 1H48V0H47ZM60 1H61V0H59V2H60ZM64 1H65V0H64ZM64 1H63V2H64ZM68 1H70V0H68ZM71 1H74V0H71ZM71 1H70V2H71ZM81 1H82V0H76L75 3H74V5L72 4V5L74 6V8L72 7V8H73V12L78 8L77 6H79V5L82 4V3L84 4V2L81 3ZM91 1H92V0H91ZM94 1H95V0H94ZM97 1H98V0H96V1L93 2V3H95L97 6H100V5H99V4H100L99 2H100L101 0H99V2H97ZM103 1H104V0H103ZM110 1L114 2L113 0H106V2H104L105 5H106V3L110 2ZM115 1H116V0H115ZM118 1H119V0L116 1V2H117L116 5H119V4H118V3H119ZM123 1H124V0H123ZM127 1H128V0H127ZM135 1H136V0H134V1L130 0V3H131V2H135ZM138 1H139V0H138ZM138 1H136L135 3H137ZM141 1H142V0H141ZM143 1H144V0H143ZM143 1H142V2H143ZM145 1H146V0H145ZM210 1H211V0H210ZM210 1H209V2H210ZM3 2H4V1H3ZM8 2L10 3L11 1L8 0ZM8 2H7V3H8ZM40 2H41V1H40ZM43 2L45 3L46 0H44ZM48 2H49V1H48ZM50 2H51V0H50ZM53 2H55V1H53ZM63 2H62V4H63ZM70 2H69V3H70ZM96 2H97V3H96ZM101 2H102V1H101ZM121 2H122V1H121ZM121 2H120V4H121ZM14 3H15V2H13V4H14ZM35 3H37V2H34L33 4H35ZM93 3H92V4H93ZM98 3H99V4H98ZM123 3H125V2H123ZM126 3H127V2H126ZM135 3H133V4H135ZM138 3H140V2H138ZM4 4H5V3H3V6L6 5V4H5V5H4ZM13 4L11 3L10 5H13ZM30 4H31V3H30ZM41 4H43V3L41 2ZM51 4H52V3H51ZM51 4H50V6H51ZM53 4H54V6H53V5H52V6L55 7L54 10H56L57 7H58L57 4H59V3L56 2V3H53ZM55 4L57 5V7L55 6ZM66 4H68V2L65 3V5H66ZM102 4H103V2H102ZM110 4H112V3H110ZM114 4H115V2H114ZM127 4H128V3H127ZM131 4H132V3H131ZM131 4H130V6H131ZM143 4L145 5L146 3H143ZM152 4H153V3H152ZM192 4H193V3H192ZM1 5H2V4H1ZM10 5H9V6H10ZM14 5H15V4H14ZM20 5H21V4H20ZM20 5H19V6H20ZM31 5H32V4H31ZM31 5H30V6H31ZM46 5H47V4H45V7H44V8L42 7L43 5H40V7L38 8V10H39L40 8H41V9H46V7L48 6V5H47V6H46ZM63 5H64V4H63ZM65 5H64L63 7H62L61 5H60V6H61L62 8H67V5H66V6H65ZM70 5H71V3H70ZM90 5H91V4H90ZM108 5H109V4H108ZM108 5H106V6H108ZM125 5H126V4H125ZM139 5H140V4H139ZM139 5H138V8H139ZM150 5H151V4H150ZM150 5H148L147 7H149ZM32 6H33V5H32ZM38 6H39V4H38ZM81 6H82V5H81ZM81 6H80V7H81ZM84 6H85V5H84ZM93 6H94V8L96 9V10H95V12H96V11H97V8H96V6H95L94 4H93ZM102 6H103V5H102ZM102 6H101V7H102ZM111 6L114 7L113 5H111ZM120 6H121V5H120ZM120 6H119V7H120ZM126 6H128V5H126ZM130 6L128 7V11L130 10V9H129ZM133 6H135V5H133ZM133 6H132V8H135V7H133ZM136 6H137V4H136ZM152 6L155 8L154 5H152ZM7 7H8V5H7ZM14 7H16V6H14ZM14 7L11 6V8H14ZM33 7H35V5H34ZM61 7H60V8H61ZM68 7H69V5H68ZM85 7H86V6H85ZM87 7H89V6H87ZM91 7H92V6H91ZM122 7H123V6H122ZM141 7H143V6L141 5ZM144 7H145V6H144ZM147 7H146V8H147ZM150 7H151V6H150ZM153 7H152V9H153ZM160 7H161V6H160ZM8 8H9V7H8ZM11 8H10V9H11ZM28 8H29V7H28ZM30 8H31V7H30ZM30 8H29V11H30ZM51 8H52V7H51ZM60 8L58 7V9H60ZM70 8H71V7H70ZM89 8H90V7H89ZM89 8H87V9L90 10L91 8H90V9H89ZM104 8H106V7H104ZM109 8H110V7H109ZM116 8H117V7H116ZM116 8H115V9H116ZM158 8H159V6H158ZM168 8H169V7H168ZM215 8H216V6H215ZM215 8H214V9H215ZM221 8L224 10L223 7H221ZM16 9H17V7H16ZM31 9H32V8H31ZM48 9H49V8H48ZM58 9H57V10H58ZM74 9H75V10H74ZM78 9H79V8H78ZM84 9H85V8H84ZM84 9L82 10L83 12H84ZM102 9H103V8H102ZM102 9H101V10H102ZM121 9H122V8H121ZM124 9H125V8H124ZM155 9H156V8H155ZM160 9H161V8H160ZM164 9H165V8H164ZM212 9H213V7H212ZM0 10H1V9H0ZM20 10H21V9H20ZM20 10H19V11H20ZM32 10H33V9H32ZM34 10L37 11V9H35V8H34ZM34 10H33V12H35ZM50 10H51V11H50ZM50 10L48 11V12H49V13H48V17L51 16V15H53V14H56L55 17H57V19H59L58 17L60 16V17H62V21H63V20L65 19V17L67 18V17L70 16V15L68 16V14L66 15V11H67V13H68L70 10H66V11L64 10V12H65L64 15H62V14H58L59 12H58V13H55V11L53 12L52 9H50ZM93 10H94V9H93ZM93 10H92V12L94 13ZM107 10H109V9H107ZM110 10H111V9H110ZM125 10H127V8H126ZM133 10H134V9H133ZM136 10H137V9H136ZM142 10H143V9H142ZM142 10H141V11L139 10V11L142 12ZM148 10H149V9H148ZM148 10H147V11H148ZM165 10H166V9H165ZM184 10H185V7H184ZM184 10H183V11H184ZM216 10H217V9H216ZM8 11H9V10H8ZM12 11H13V9H12ZM14 11H15V8H14ZM14 11H13V12H14ZM60 11H61V10H60ZM71 11H72V10H71ZM76 11H77V10H76ZM82 11H81V9H80V11L78 10V12H81V13L83 14ZM104 11H106V9H105ZM117 11H118V10H117ZM137 11H138V10H137ZM137 11H136V12H137ZM167 11H169V10H167ZM170 11H171V10H170ZM4 12H5V11H4ZM22 12H23V11H22ZM24 12H25V11H24ZM37 12H38V11H37ZM40 12L43 13L44 10H43V11L40 10ZM56 12H57V11H56ZM62 12H63V11H62ZM73 12H72V13H73ZM78 12H77V16H81V14H78ZM86 12H87V10H86ZM88 12H89V11H88ZM98 12H99V10H98ZM98 12H97V13H98ZM100 12H101V11H100ZM102 12H103V10H102ZM102 12H101V13H102ZM109 12H110V11H109ZM114 12H115V11H114ZM114 12H113V13H114ZM130 12H131V11H130ZM132 12H133V11H132ZM148 12H149V11H148ZM185 12H186V11H185ZM189 12H190V11H189ZM219 12H220V11H219ZM221 12H222V10H221ZM0 13L3 14V12H0ZM7 13H8V12H7ZM9 13H10V12H9ZM11 13H12V12H11ZM11 13H10V14H11ZM15 13H16V11H15ZM15 13H14V14H15ZM28 13H29V12H28ZM31 13H32V12H31ZM31 13H29V14H30L29 17L31 16ZM38 13H39V12H38ZM42 13H41V16H42ZM45 13L47 14V11H46ZM45 13H44V14H45ZM74 13H75V12H74ZM74 13H73V14H74ZM93 13L90 12L89 14L91 15V14H93ZM103 13H104V12H103ZM110 13H111V12H110ZM113 13H111V14L113 15ZM146 13H147V12H146ZM153 13H154V15H158V16H160L161 19H162V18H164V17H166V16L168 17L169 14L172 13V12H168V15H167V13L162 14L163 11H162V13H160V11L153 10V11H152V15H153ZM2 14H0V15H2ZM10 14H8V15H10ZM12 14H13V13H12ZM12 14H11V15H12ZM14 14H13V15H14ZM22 14H23V13H22ZM35 14H36V12H35ZM73 14H72V15H73ZM75 14H76V13H75ZM75 14H74L73 17L76 16ZM86 14H88V13H86ZM86 14H84V16H85ZM106 14L109 15L108 11H107ZM114 14H115V13H114ZM138 14H139V13H138ZM147 14H148V13H147ZM165 14H166V15H165ZM181 14L183 15L184 13H181ZM192 14H193V12L191 13V15H192ZM5 15H6V14H5ZM13 15H12V16H13ZM18 15H20V13L18 14V11H17V15H16V17H17ZM37 15H38V14H37ZM37 15H36V16H37ZM72 15H71V16H72ZM90 15H88L89 18H90ZM96 15H99V14H96ZM102 15H103V14H102ZM136 15H137V14H136ZM145 15H146V14H145ZM145 15L142 14V16H145ZM191 15H190V16H191ZM259 15H260V16H263L262 14H259ZM14 16H15V15H14ZM14 16H13V17H14ZM25 16L27 17V15H25ZM25 16H24V17H25ZM44 16H45V15H44ZM44 16H43V17H44ZM77 16H76V17H77ZM82 16H83V15H82ZM88 16H87V17H88ZM104 16H105V15H104ZM110 16H111V15H110ZM113 16H114V15H113ZM130 16H131V15H130ZM139 16H140V15H139ZM139 16L137 15L138 18H139ZM150 16H151V14H150ZM150 16H149V17H150ZM216 16H217V15H216ZM260 16H259V18H260ZM13 17H12V18H13ZM16 17H14V18L17 19ZM19 17H20V16H19ZM29 17H28V18H29ZM37 17H38V16H37ZM43 17L41 18L42 20H43ZM46 17H47V16H46ZM91 17H92V16H91ZM94 17H95V16H94ZM114 17H116V15H115ZM131 17H132V16H131ZM137 17H136V16L133 17L131 21H130L131 18H129L128 20H129V22H132V23H133V22H137V21L140 20V19H138ZM151 17H152V16H151ZM167 17H166V18H167ZM180 17H181V15H180ZM185 17L188 18L189 15L186 16V14H185ZM185 17H184V18H185ZM5 18H6V16H5ZM9 18H10V17H9ZM14 18H13V19H14ZM20 18H23V17H20ZM28 18H26V19H28ZM38 18H39V17H38ZM38 18H37V19H38ZM63 18H64V19H63ZM70 18H71V17H69V18H67V19H70ZM82 18L85 19L86 16H85V17H79V21H80ZM96 18H97V17H96ZM102 18H103V17H102ZM102 18H101V19H102ZM106 18L108 19V17H106ZM106 18L104 17V19H106ZM143 18H144V17H143ZM158 18H159V17H158ZM170 18H171V17H170ZM184 18H183V19H184ZM186 18H185V19H186ZM262 18H263V17H262ZM1 19H2V18H1ZM24 19H25V18H24ZM24 19H22V20L24 21ZM32 19H33V18H32ZM32 19H31V20H32ZM35 19H36V18H35ZM37 19H36V20H37ZM41 19L39 18L38 20L42 21ZM60 19H61V18H60ZM72 19H74V18H72ZM92 19H93V18H92ZM107 19H106V20H107ZM115 19H116V18H115ZM115 19H114V20H115ZM117 19H118V18H117ZM117 19H116V20H117ZM141 19H142V17H141ZM144 19H146V18H144ZM147 19H149V18H147ZM147 19H146V20H147ZM177 19H178V18H177ZM185 19H184V22H185L186 20H188V19H186V20H185ZM189 19H190V18H189ZM260 19H261V18H260ZM4 20H5V19L3 18V22H1L2 24L4 23L3 25H5V24L7 25V23H9V24L11 23V22H7L8 19L6 20L7 23H5ZM10 20H11V19H10ZM17 20H19V19H17ZM17 20H16V21H17ZM33 20H34V19H33ZM38 20H37V21H38ZM54 20L57 21L56 18H55ZM75 20H76V18H75ZM82 20H83V19H82ZM82 20H81V21H82ZM90 20H91V18H90ZM99 20H100V16H99ZM102 20H103V19H102ZM102 20H101V21H102ZM106 20H105V21H106ZM114 20H113L112 23H115V22L117 23V21H116V20L114 21ZM146 20H145V21H146ZM153 20H155L154 17H153ZM153 20H152V21H153ZM158 20H159V19H158ZM175 20H176V18H175ZM249 20H250V19H248V21H249ZM251 20H252V19H251ZM0 21H1V20H0ZM8 21H9V20H8ZM12 21H13V20H12ZM16 21L14 20L15 23H16ZM23 21H21V22H23ZM25 21H26V20H25ZM34 21H35V20H34ZM72 21H74V20H72ZM92 21H94V20H92ZM92 21H90V22L93 23ZM95 21H96V19H95ZM95 21H94V22H95ZM150 21H151V20H150ZM176 21H177V20H176ZM176 21H173L174 24H175V25H176V24L179 25V23H178L179 21H178L177 23H175ZM181 21H183V20H181ZM189 21H191V20H189ZM248 21H247V23H248ZM19 22H20V21H19ZM19 22L17 21V23H19ZM21 22H20L19 24H21ZM28 22H29V20H28ZM77 22H78V21H75V23H77ZM83 22H84L85 24H87V22H85L84 20H83ZM97 22L99 23L100 21H97ZM103 22H104V21H103ZM103 22H102V23H103ZM107 22H108V21H107ZM110 22H111V20H110ZM168 22H169V21H168ZM186 22H187V21H186ZM192 22H193V21H192ZM41 23H42V22H41ZM70 23H71V22H70ZM73 23H74V22H73ZM81 23H82V22H81ZM91 23H89V20H88V24H90V26H91ZM142 23H144V21H143ZM142 23H141L140 25H143ZM146 23H147V22H146ZM150 23H151V22H150ZM153 23H154V21H153L151 24H152V25H155V24H153ZM155 23H156V22H155ZM163 23H164V22H163ZM182 23H183V22H182ZM187 23H188V22H187ZM190 23H191V22H190ZM9 24H8V25H9ZM24 24H25V23H24ZM28 24H29V23H28ZM33 24H34V22H33ZM33 24H32V25H33ZM82 24H83V23H82ZM88 24H87V25H88ZM94 24H97V23L95 22ZM99 24H100V23H99ZM105 24L107 25V23H105ZM109 24H110V23H109ZM138 24H139V23H138ZM156 24H157V23H156ZM160 24H162V23H160ZM172 24H173V23H172ZM180 24H181V22H180ZM183 24H184V26H185V23H183ZM188 24H189V23H188ZM193 24H194V23H193ZM198 24H199V23H198ZM249 24H250V23H249ZM251 24H252V23H251ZM6 25H5V27H4L2 30L5 29V32L7 31V32L10 34V32L12 31V29H11L10 32H9L8 30H6V28L8 27V26L6 27ZM11 25H12V23H11ZM35 25L38 26V23H37V24L35 23ZM35 25H34V26H35ZM39 25H40V24H39ZM43 25H44V22H43ZM72 25H73V24H72ZM79 25H80V22H79ZM79 25H78V24H75L74 26H72V29H73V27L76 26L77 30H79V29H78V26H79ZM111 25H112V24H111ZM111 25H110V26H111ZM125 25H126V24H125ZM145 25H146V24H145ZM167 25H168V24H167ZM167 25H165V26H167ZM175 25H173V28H177L176 26H178V25H176V26H175ZM194 25H195V24H194ZM1 26H2V25H1ZM13 26H14V23H13ZM24 26H25V25H24ZM84 26L86 27V25H84ZM96 26H97V25H95V27H96ZM103 26H105V25H103ZM113 26H114V24H113ZM115 26H116V25H115ZM115 26H114V27H115ZM143 26H144V25H143ZM147 26H148V28H151V29L154 28V27H149V25H147ZM157 26H159V24H157ZM179 26H180V25H179ZM179 26H178V27H179ZM191 26H192V25H191ZM195 26H196V25H195ZM195 26H194V27H195ZM197 26H198V25H197ZM199 26H200V25H199ZM199 26H198V28H199ZM2 27H3V26H2ZM2 27H1V28H2ZM25 27H26V26H25ZM29 27H31V26L29 25ZM29 27H28V28H29ZM41 27H42V26H41ZM46 27H47V26H46ZM93 27H94V26H93ZM97 27H98V26H97ZM97 27H96V28H97ZM99 27H100V26H99ZM107 27H108V25H107ZM111 27H112V26H111ZM114 27L111 28V29L108 27V28L111 30L110 32H111V34H112V35H111L112 37L109 36V35H110L109 33H108V36H109V37L106 36V37H108V39H111V38H112L113 44H114V41H116L117 39L121 38V37H118V36H120L121 34L118 35V36H117V35L115 36V33H116L115 31H116L118 28H116V30L113 31V32H115L114 35H113V33H112V29H114ZM138 27H139V26H138ZM194 27H193V29H194ZM13 28L15 29V31H17V29H16L17 27L15 28V26H14ZM18 28H19V27H18ZM20 28H21V30L24 29V27H20ZM22 28H23V29H22ZM38 28H39V26H38ZM44 28H45V27H44ZM44 28H43V29H44ZM47 28H49V27H47ZM76 28H75V30H76ZM79 28H80V27H79ZM87 28H88V29H85V28H84V29H85V30H89V29L92 28V27H90V28L87 27ZM122 28H123V26H122ZM125 28H128V27L125 26ZM125 28H124V29H125ZM136 28H137V27H136ZM136 28H135V30L137 31L138 28H137V29H136ZM140 28H141V27H139V29H140ZM145 28H146V27H145ZM155 28H157V27L155 26ZM160 28H163V27H160ZM164 28H165V27H164ZM171 28H172V27H171ZM173 28H172V29H173ZM181 28H182V30H183L185 27H184V28L181 27ZM181 28H178V29L181 30ZM187 28H188V27H187ZM187 28H185V30H186ZM189 28H191V27H190V24H189ZM198 28H196V29L198 30ZM7 29H9V27H8ZM72 29H71V30H72ZM82 29H83V28H82ZM93 29H94V28H92V31H93ZM97 29H98V28H97ZM104 29H107V28L105 27ZM109 29L106 30V31L108 32ZM130 29H132V28H130ZM139 29H138V30H139ZM141 29H142V28H141ZM143 29H144V28H143ZM157 29H159V28H157ZM157 29H156V31H157ZM167 29L170 30L169 27H168ZM172 29H171V31H172ZM178 29H176V30H178ZM193 29H192V30H193ZM200 29H201V28H200ZM18 30H19V29H18ZM32 30H34V29L32 28ZM37 30H38V29H37ZM37 30H36V31H37ZM44 30H46V29H44ZM68 30H70V29H68ZM71 30H70V31H71ZM75 30H72V31H75ZM77 30H76V31H77ZM85 30H84V32H85ZM100 30H101V29H100ZM100 30H97V31L99 32ZM119 30H120V29H119ZM119 30H118V32H120ZM125 30H126V29H125ZM125 30H124V32L128 33L127 30H126V31H125ZM147 30H148V29H147ZM152 30H154V29H152ZM163 30H164V29H162L161 31H163ZM204 30H205V29H204ZM209 30H210V29H209ZM15 31L12 32V33H13V34H15V33H20V34H21L20 31H19V32H15ZM27 31H29V30H27ZM30 31H31V30H30ZM30 31H29V32H30ZM34 31H35V30H34ZM36 31L34 32V34L36 33V35H38ZM39 31H40V30H39ZM42 31H43V30H42ZM48 31H49V30H48ZM48 31H47V32H48ZM66 31H67V30H66ZM72 31H71V32H72ZM76 31H75V32H76ZM104 31H105V30H104ZM104 31L102 30V33H101V31H100V33L103 34ZM106 31H105L104 33H107ZM136 31H135V32H136ZM139 31H140V30H139ZM158 31H160V30H158ZM165 31H167V30H165ZM165 31H164V32H165ZM173 31H174V30H173ZM188 31H190V29H189V30L187 29L186 32H188ZM195 31H196V30H195ZM206 31H207V30H206ZM206 31H205V32H206ZM212 31H213V30H212ZM212 31H211V32H212ZM0 32H2V31H0ZM29 32H28V33H29ZM32 32H33V31H32ZM32 32H31V33H32ZM47 32L44 31V33H47ZM59 32H60V31H59ZM75 32H74V34H75ZM79 32H80V31H79ZM81 32H82V31H81ZM94 32H95V31H94ZM94 32H92V33H94ZM130 32H132V30H131ZM142 32L144 33V30L141 31V34H142ZM145 32H146V30H145ZM149 32L151 33V30L148 31L147 33H148L149 36L151 35L150 38L152 39V37L154 36V33H153L154 31H152L153 34H149ZM167 32H168V31H167ZM181 32H182V31H181ZM186 32H185V33H186ZM199 32H200V31H199ZM201 32H202V31H201ZM208 32H209V31H207V33H208ZM211 32H210V33H211ZM23 33H26V32H22V34H23ZM31 33H30V34H31ZM38 33L40 34V32H38ZM68 33H69V31H68ZM122 33H123V32H122ZM136 33H137V32H136ZM157 33H158V32H157ZM176 33H177V32H176ZM194 33H195V35L197 34L196 32H194ZM214 33H217V32H214ZM240 33H241V32H240ZM240 33H238V34H240ZM1 34H2V33H1ZM1 34H0V35H1ZM13 34H12V35H13ZM22 34H21V35H22ZM34 34H32V36H34ZM42 34H43V33H42ZM42 34H40V35H42ZM48 34H50V33L48 32ZM61 34H63V33L61 32ZM64 34H65V33H64ZM66 34H67V33H66ZM74 34L72 33V38L75 37L76 34H75V35H74ZM77 34H78V33H77ZM101 34H100V35H101ZM116 34H117V33H116ZM124 34H125V33H124ZM138 34H140V33H138ZM144 34H145V33H144ZM166 34H167V33H166ZM166 34H165V36H163V37H164V39H163L164 41H165V38H166ZM180 34H182V33H180ZM180 34H179V36H180ZM191 34H192V33H191ZM202 34H203V33H202ZM208 34H209V33H208ZM243 34H244V33H242L241 36H242ZM245 34H246V33H245ZM18 35H19V34H18ZM23 35H24V34H23ZM45 35H47V34H45ZM59 35H60V34L57 32V35H56V36H59ZM73 35H74V36H73ZM81 35H82V34H80V37H82ZM94 35H96V33H94ZM104 35H105V34H104ZM104 35H103V36H104ZM152 35H153V36H152ZM155 35H156V32H155ZM158 35H159V33H158ZM161 35H162V34H161ZM161 35H159V36L161 37ZM170 35H171V32H170ZM186 35H187V34H186ZM188 35H189V34H188ZM206 35H207V34H206ZM206 35H205V38H207ZM211 35H212V34H211ZM217 35H218V34H217ZM56 36H55V37H56ZM60 36H61V35H60ZM60 36H59V37H60ZM63 36H65V35H62L61 38H63ZM83 36H84V35H83ZM140 36H141V35H140ZM144 36H145V35H144ZM149 36H148V38L144 37V38H146V41H148V43H150L149 41H151V40H149ZM159 36H157V37H159ZM171 36H173V35H171ZM174 36H175V35H174ZM176 36H177V35H176ZM208 36H210V35H208ZM213 36H215V34H214ZM244 36H245V35H244ZM244 36H243V37H244ZM11 37H12V36H11ZM23 37H24V36H23ZM26 37H27V33H26ZM29 37H31V36H29ZM34 37H35V36H34ZM55 37H54V38H55ZM78 37H79V35H78ZM98 37H99V36H97L96 38L98 39ZM101 37H102V36H101ZM110 37H111V38H110ZM122 37H124V36H122ZM155 37H156V36H155ZM157 37H156V38H157ZM192 37H193V39H194L196 36H192ZM197 37H198V36H197ZM202 37H203V36H202ZM202 37H201V35H200V37H198V38H202ZM216 37H218V36H216ZM216 37H215V38H216ZM239 37H240V36H239ZM245 37L248 38L249 35H248V37H247V36H245ZM24 38H25V37H24ZM24 38L21 37V39H24ZM56 38H57V37H56ZM91 38H92V37H91ZM93 38H94V37H93ZM96 38H94V39H96ZM129 38H130V37L126 38V40H129ZM141 38H143V37H141ZM169 38H170V37H169ZM171 38H172V37H171ZM203 38H204V37H203ZM205 38H204V40H205ZM210 38H212V37H210ZM9 39H10V41H11V38H10V37H9ZM59 39H60V38H59ZM63 39H65V37H64ZM69 39H70V42L73 41V39H71L70 37H69ZM106 39H107V38H106ZM136 39H137V38H136ZM147 39H148V40H147ZM154 39H155V38L153 37V40H154ZM157 39H158V38H157ZM157 39L155 40L156 42H157ZM159 39H160V38H159ZM166 39H167V38H166ZM173 39H174V38H172V40H173ZM195 39H196V38H195ZM19 40H20V39H19ZM24 40H27V38H25ZM28 40L30 41V39H28ZM52 40H53V39H52ZM52 40H51V41H52ZM75 40H76V39H74V41H75ZM100 40H101V39H100ZM132 40H133V38H132ZM132 40H131V41L129 40L130 42L128 41V42L130 43V44L128 43V46L130 45V47L133 46V45L135 46V44H136V42H135V44H132V43H133ZM138 40H140V39H138ZM142 40H143V39H142ZM142 40H141V41H142ZM144 40H145V39H144ZM168 40H170V39H168ZM191 40H192V38H191ZM191 40H190V42H191ZM198 40H199V39H198ZM200 40H201V39H200ZM208 40H209V38H208ZM218 40H219V37H218ZM218 40H217V38H216V41H217V42H218ZM243 40H244V39H243ZM245 40H246V39H245ZM247 40H248V39H247ZM20 41H21V40H20ZM55 41H56V40H55ZM59 41H60V40H59ZM63 41H65V40H63ZM63 41H62V45H64V44H63ZM67 41H69V40H67ZM91 41H92V39H91ZM94 41H95V40H94ZM96 41H97V40H96ZM107 41H111V40H107ZM121 41L123 42V41H125V39H124V40H121ZM136 41H137V40H136ZM176 41H177V40H176ZM193 41H194V40H193ZM193 41H192V42H193ZM206 41H207V39H206ZM206 41H205V42H206ZM210 41H211V40H210ZM14 42H15V41H14ZM14 42H13V45H14V46H17L16 44H18V43H22L23 40H22L21 42H17V41H16V44H14ZM53 42H54V40H53ZM77 42H78V40H77ZM77 42H76V43H77ZM98 42H99V41H97V43H98ZM122 42H120V43H122ZM126 42H127V41H126ZM137 42H138V41H137ZM170 42H172V41H170ZM173 42H174V41H173ZM173 42H172V44H173ZM196 42H198L197 39H196ZM213 42L215 43V39L213 40ZM220 42L223 43V41H220ZM249 42H250V40H249ZM2 43H3V42H2ZM8 43H9V42H8ZM26 43H28V42H26ZM43 43H45L44 45H47L46 42L43 41ZM57 43H58V40H57V42H56L55 44H57ZM65 43H66V41H65ZM73 43H75V42H72L71 44H73ZM90 43H91V42H90ZM97 43H95V44L97 45ZM101 43H104L103 45L106 46V48H104V46L102 45L103 48H104V52L99 51V52H100V53H99L100 55H101L102 53H103L102 55L105 54V55H104L105 58L103 59V61H105V62H102L103 64L106 63V61H109V58H110V59H111V57H112V58H115V57H113V56H116V55L118 56V55L120 54L119 52H117V50H115L116 48L113 49V48L115 47L114 45H113L114 47L112 46V47H113V48H112V47H110V46L108 47L107 44H105V42H101ZM139 43H140V42H139ZM139 43H138V44H139ZM142 43H143V41H142ZM146 43H147V42H146ZM152 43H153V42H152ZM152 43H151V45H152ZM160 43H161V41H160ZM162 43H163V42H162ZM166 43H168V41H167ZM176 43H177V42H175V44H176ZM245 43L247 44L248 42H245ZM4 44H7V43H4ZM4 44H1V46L4 45ZM10 44H11V42L9 43V45H10ZM22 44H23V43H22ZM37 44H38V43H37ZM49 44H50V43H49ZM49 44H48V46H49ZM58 44H59V43H58ZM68 44H69V42H68ZM115 44H116V43H115ZM131 44H132V45H131ZM155 44L157 45L158 43H155V42H154V45H155ZM190 44H191V43H190ZM202 44H203V43H202ZM218 44H219V43H218ZM218 44H217V45H218ZM241 44H243V43H241ZM250 44L252 45V43H250ZM9 45H8V47H9ZM11 45H12V44H11ZM20 45H21V44H20ZM20 45H19V46H20ZM38 45H41V44H38ZM44 45L42 44L43 48H44ZM60 45H61V44H60ZM62 45H61V46H62ZM108 45H112V44L109 43ZM116 45L118 46V44H116ZM120 45H121V44H120ZM145 45L147 46V44H145ZM145 45H143V46H145ZM159 45H160V44H159ZM165 45H166V44H165ZM168 45H169V47H170L171 43L168 44ZM180 45H181V44H180ZM180 45L177 44L178 47H180ZM186 45H187V44H186ZM243 45H244V44H243ZM247 45H249V44H247ZM19 46H18V47H19ZM21 46H22V45H21ZM56 46H57V45H55V47H56ZM61 46H60V47H61ZM64 46H65V45H64ZM92 46H93V44H92ZM97 46H99V45H97ZM100 46H101V45H100ZM117 46H116V47H117ZM139 46H141V44H140ZM161 46L164 47V44H163V45L161 44ZM174 46H176V45H174ZM174 46H173V47H174ZM183 46H185V44H183ZM188 46H189V45H188ZM194 46H195V45H194ZM202 46L205 48L204 51H206V47H205L206 45H205V43H204ZM211 46H212V45H211ZM211 46H210V47H211ZM239 46H240V45H239ZM241 46H242V45H241ZM252 46H253V45H252ZM252 46H251V47H252ZM3 47H4V46H2V50H4ZM18 47H16V48H18ZM35 47H36V46H35ZM57 47H59V46H57ZM95 47H96V46H95ZM118 47H119V46H118ZM121 47H122V45H121ZM121 47H120V48H121ZM135 47H137V45H136ZM149 47H151V46H149ZM157 47H158V46H157ZM157 47H156V48H157ZM162 47H161V48H162ZM178 47H177V48H178ZM181 47H182V46H181ZM185 47H186V46H185ZM191 47H193V44H192ZM191 47H190V49H191ZM212 47H214V46H212ZM212 47H211V48H212ZM256 47H257V46H256ZM4 48H5V47H4ZM9 48H11V47H9ZM40 48H42V47L40 46ZM40 48H39V49H40ZM43 48H42V49H43ZM48 48H49V47H48ZM52 48H53V47H52ZM52 48H50L51 51H52ZM64 48H65V47H64ZM67 48H69L68 45H67ZM70 48H71V47H70ZM97 48H98V47H97ZM103 48H102V50H103ZM125 48H126V47H125ZM140 48H141V47H140ZM142 48H144V47H142ZM147 48H148V47H147ZM165 48H166V47H164L163 50H162V49H161V50H162V51H165ZM177 48L175 47V49H177ZM186 48H187V47H186ZM188 48H189V47H188ZM188 48H187V50H188ZM220 48H221V45H220ZM247 48H248V47H247ZM20 49H21V48H20ZM44 49H46V48H44ZM55 49H56V48H55ZM55 49H54V50H55ZM62 49H63V48L61 47L60 50H62ZM95 49H96V48H95ZM100 49H101V48H100ZM121 49H122V48H121ZM121 49H119V50H121ZM128 49H129V47H128ZM132 49H133L132 51H134V48H132ZM135 49H136V48H135ZM151 49H152V47H151ZM151 49H150V52H149V54H148V55L150 56V64H149V65L152 66V64H153V67H151V68L148 69V72H149L148 74H146V73L144 74V76L147 78V80H148V77H149L150 75H152V73L154 74L155 71L157 72V69H156V68H159L160 65L166 67V66H167L166 64L169 63V61H168L169 58H166V57L168 56V54H169V57H170V50H169V53H168V51L166 52L167 54H166V57H165V59H164V58L161 57L163 53L161 54V56L159 55V54L161 53V51H160V53H157V51L159 50V48H157L158 50L156 49L157 51L155 50L156 52L154 51V49H153V51H151ZM168 49H169V48H167V50H168ZM170 49H171V47H170ZM173 49H174V48H173ZM175 49H174V50H175ZM178 49H179V51L177 50L178 53H179V52L181 53L182 50H180V48H178ZM192 49H193V48H192ZM251 49H252V48H251ZM253 49H254V48H253ZM6 50H7V49H5V51H6ZM8 50H10V49H8ZM11 50H13V47H12ZM14 50H15V49H14ZM32 50H35V51H36L35 48L32 49ZM32 50H31V51H32ZM47 50H49V49H47ZM47 50H46V51H47ZM54 50H53V51H54ZM57 50H58V49H57ZM57 50H55V51H57ZM65 50L68 51V50H70V49H65ZM97 50H98V49H97ZM97 50H96V51H97ZM126 50H127V48H126ZM126 50H124V51L126 52ZM137 50H138V49H137ZM137 50H136V51H137ZM139 50H140V49H139ZM141 50L143 51V49H141ZM141 50H140V52H142ZM183 50H184V49H183ZM193 50H194V51L196 50V46H195V48H194ZM247 50H248V49H247ZM0 51H1V50H0ZM41 51H42V50H41ZM43 51H45V50H43ZM46 51H45V52H46ZM51 51H50V52H51ZM58 51H59V50H58ZM58 51H57V52H58ZM124 51H123V53H124ZM196 51H199V50H196ZM196 51H195V52H196ZM200 51H201V50H200ZM243 51H244V50H243ZM257 51L259 52V48H258ZM262 51H263V49H262ZM1 52H3V51H1ZM6 52H8V51H6ZM13 52H14V51H12L11 54H13ZM29 52H30V51H29ZM32 52H33V51H32ZM45 52H44V53H45ZM47 52H49V51H47ZM61 52H65V51H61ZM68 52H69V51H68ZM130 52H131V50H130ZM140 52L138 51V53H140ZM143 52H144V51H143ZM143 52H142V54H143ZM145 52H146V48H145ZM182 52H184V51H182ZM185 52H186V51H185ZM195 52H190V51H189V55H190L191 53H195ZM222 52H224V51H222ZM245 52H246V50H245ZM250 52H251V51H250ZM254 52H255V50H254ZM263 52H264V51H263ZM9 53H10V51H9ZM35 53H36V52H35ZM37 53H38V55H41V56H42V54H44V53H42V52H40V51L37 52ZM39 53H40V54H39ZM55 53H56V52H55ZM59 53H60V52H59ZM59 53H58V54H59ZM83 53H84V52L82 51L81 56L83 55ZM97 53H98V52H97ZM97 53H96V54H97ZM123 53H122V54H123ZM127 53H129V51H127ZM172 53H174V52H172ZM199 53H200V52H199ZM248 53H249V52H248ZM255 53H256V52H255ZM27 54H28V53H27ZM27 54H26V55H27ZM33 54H34V52L32 53V55H33ZM47 54H49V53H47ZM51 54L53 55V53H51ZM56 54H57V53H56ZM58 54H57V57H60V55L58 56ZM66 54H67V53H66ZM129 54H130V53H129ZM133 54H134V53H132V56H133ZM136 54H137V53H136ZM175 54H176V53H174L173 55H175ZM182 54H183V53H182ZM187 54H188V52H187ZM187 54H186V55H187ZM200 54H201V53H200ZM205 54H207V53L205 52ZM250 54H251V53H250ZM256 54H257V53H256ZM28 55H29V54H28ZM28 55H27V56H28ZM30 55H31V54H30ZM30 55H29V56H30ZM32 55H31V56H32ZM36 55H37V54H36ZM38 55H37V56H38ZM44 55H45V54H44ZM54 55H55V54H54ZM54 55H53V56H54ZM100 55H99L98 57H100ZM120 55H121V54H120ZM123 55L125 56V53H124ZM123 55L120 56V57L122 58ZM144 55H145V54H144ZM173 55H172V56H173ZM180 55H181V54H180ZM184 55H185V53H184ZM184 55H183V56H184ZM194 55H195V54H194ZM194 55H193V56H194ZM243 55H244V54H243ZM22 56H23V55H22ZM22 56H21V57H22ZM31 56H30V57H31ZM45 56H47V55H45ZM65 56H67V55H65ZM65 56H64V57H65ZM77 56H80V55H77ZM104 56H103V57H104ZM127 56H128V55H127ZM135 56H139V57H137V58L140 59V57H141L142 55H141V53H140L139 55H135ZM145 56H146V55H145ZM181 56H182V55H181ZM195 56H196V55H195ZM198 56H201V55H198ZM202 56H203V54H202ZM202 56H201V57H202ZM259 56H260V53H259ZM2 57H4V56H2ZM2 57H0V58H2ZM30 57H29V58H30ZM49 57H50V55H49L47 58H49ZM55 57H56V55H55ZM55 57H53V58H55ZM57 57H56L55 59H57ZM62 57H63V53H62ZM75 57H76V55H75ZM75 57L73 56V58H75ZM106 57H108V59H107ZM125 57H126V56H125ZM173 57H174V56H173ZM176 57H178V55H176ZM176 57H175L174 59H176ZM257 57H258V55H257ZM260 57H261V56H260ZM260 57H259L258 59H260ZM22 58H23V57H22ZM27 58H28V57H26V59H27ZM43 58H44V56H43ZM45 58H46V57H45ZM82 58H83V57L80 58V59H81L80 62L82 61ZM127 58H128V57H127ZM137 58H136V59H137ZM141 58L144 60L146 57H145V58L141 57ZM180 58L183 59V57H180ZM195 58H196V57H195ZM208 58H209V57H208ZM262 58H263V57H262ZM39 59H40V58H39ZM55 59H53V60H55ZM59 59H60V58H59ZM59 59H57L56 61L58 62ZM65 59H66V58H65ZM96 59H98V58L96 57ZM106 59H107V60H106ZM133 59H134V58H133ZM142 59H140V60H138V61L141 62ZM174 59L172 58L173 61H174ZM178 59H179V58H178ZM178 59H177V60H178ZM182 59H181V60H182ZM187 59H188V57H187ZM192 59H193V57H192ZM202 59H203V57H202ZM202 59H201V60H202ZM206 59H207V57L204 58V59L202 60L203 63L205 64V67H206V63H205V61L207 62ZM3 60H6V59L3 58L0 62H2ZM7 60H8V59H7ZM7 60H6V61H7ZM17 60H18V59H17ZM21 60H22V59H21ZM24 60H25V59H24ZM28 60H29V59H28ZM77 60H79V59H77ZM98 60H99V59H98ZM98 60H97V61H98ZM101 60H102V58H101ZM124 60H126V59L123 58V63L126 62V61H124ZM127 60H128V59H127ZM129 60H131V58H130ZM145 60H146V59H145ZM145 60H144V61H145ZM170 60H171V58H170ZM184 60H185V59H184ZM184 60H183V61H184ZM188 60H189V59H188ZM188 60H187V61H188ZM190 60H191V59H190ZM204 60H205V61H204ZM254 60H255V59H254ZM261 60H262V59H261ZM10 61H11V60H10ZM12 61H13V60H12ZM19 61H20V60H19ZM56 61H55V62H56ZM59 61H60V60H59ZM63 61L65 62V60H63ZM75 61H76V60H75ZM97 61H96V62H97ZM136 61H137V60H136ZM144 61H143V62H144ZM146 61H147V62H145V63L147 64L148 61H149V58H148V60H146ZM187 61H186V62H187ZM199 61H200V60H199ZM212 61H213V60H212ZM258 61H259V60H258ZM4 62H5V61H4ZM17 62H18V61H17ZM24 62H25V61H24ZM57 62H56V63H57ZM60 62H61V61H60ZM60 62H59V63H60ZM64 62H63V63H64ZM78 62H79V61H78ZM80 62H79V63H80ZM98 62H100V61H98ZM127 62H130V63H131V61H127ZM127 62H126V65H127ZM174 62H177V61H174ZM178 62H180V61H178ZM178 62H177V64H176V63L172 64V67H171L170 69L167 68V69L165 70V67H164V71H161V72H163V73H162V74H164L163 76L166 77L168 80H169L170 78H171V79L174 78V80H175V79H178V78H176V77H179L178 81L176 80V81L179 83V81H180V77H181L180 75H182L184 71H186L185 75L187 74V70H186V69L184 70V67L186 66L187 63L185 62L186 64H185V66H184V63H183V65H182V64H180V63H178ZM181 62H182V61H181ZM191 62H192V61H191ZM208 62H209V60H208ZM213 62H214V61H213ZM255 62H256V60H255ZM79 63H78V64H79ZM86 63H87V62H86ZM89 63H90V61H89ZM89 63H87V64H89ZM145 63H141V64L139 63V64H138V62H137V64H136V62H135V64L132 63V64H134V65H131V64H129V63H128V64L131 65V66H133L132 69H131L130 67H129V68L131 69V72H132V70H133V72H134L133 74H135L136 72L139 73L140 71H143V72H144L145 69H146V71H147V68H145V66H144ZM171 63H173V62H171ZM188 63H189V61H188ZM194 63H195V61H194L193 63H191V64H193V65L188 64V66L190 65V67H191V66H194V67H195ZM200 63H201V61H200ZM203 63H201V64L204 65ZM210 63H211V62H210ZM210 63H209V64H210ZM217 63H218V62H217ZM220 63H221V62H220ZM233 63H235V62H232V64H233ZM9 64H13V63L11 62V63H9ZM9 64H8V65H9ZM18 64H19V63H18ZM18 64H17V65H18ZM22 64H23V63H22ZM61 64H62V62H61ZM98 64H99V63H98ZM100 64H101V63H100ZM120 64H122V62H121ZM195 64H196V63H195ZM215 64H216V63H215ZM237 64H238V63H237ZM0 65H2V64H0ZM5 65H6V64H5ZM24 65H25V64H24ZM79 65H80V64H79ZM101 65H102V64H101ZM122 65H125V63L122 64ZM147 65H148V64H147ZM199 65H200V64H199ZM199 65H196V66H197L196 68H198ZM202 65H201V66H202ZM224 65H225V63H224ZM227 65H229L228 62H227ZM238 65H239V64H238ZM13 66H14V65H13ZM19 66H20V65H19ZM60 66H61V65H60ZM62 66L64 67L65 64H63ZM80 66H81V65H80ZM154 66H155V67H154ZM188 66H187L186 68H190V67H188ZM201 66H199V68H201ZM218 66H219V65H218ZM233 66H234V65H233ZM235 66H236V64H235ZM235 66H234V67H235ZM11 67H12V66H10V68H11ZM91 67H93V66H91ZM99 67H100V66H99ZM101 67H102V66H101ZM101 67H100V68H101ZM118 67H119V66H118ZM118 67H117V69L115 70V72L120 71L119 73H121V76L123 75V76L125 77V73H124V71L122 70V67H123V66H121V67H119V68H118ZM147 67H148V66H147ZM167 67H168V66H167ZM207 67H209V65H208ZM228 67L231 69L232 65H230V66H228ZM234 67H233V69H234ZM1 68H2V67H1ZM5 68H6V67H5ZM12 68H13V67H12ZM39 68H40V67H39ZM85 68H87V67L85 66ZM89 68H90V67H89ZM126 68H127V67H126ZM129 68H128V69H129ZM196 68H195V69H196ZM199 68H198V69H199ZM202 68H203V67H202ZM209 68H210V67H209ZM209 68H208V69H209ZM221 68H224V67H223V64H222V67H221ZM236 68H237V67H236ZM236 68H235V69H236ZM238 68H239V67H238ZM6 69H8V68H6ZM33 69H34V68H33ZM80 69H81V68H80ZM91 69H92V68H91ZM162 69H163V68H162ZM190 69H191V74H192V72H194L195 70L193 71L192 68H190ZM193 69H194V68H193ZM203 69H204V68H203ZM208 69H207V70H208ZM219 69H220V68H219ZM226 69H227V68H226ZM235 69H234V70H235ZM35 70H36V69H35ZM82 70H83V69H82ZM121 70L123 71V74H122ZM158 70H159V69H158ZM199 70H200V69H199ZM228 70H229V69H228ZM37 71H38V70H37ZM126 71H127V70L125 69V72H126ZM210 71H211V70H210ZM222 71H223V69H222ZM222 71H221V72H222ZM231 71H232V70H231ZM6 72H7V71H6ZM61 72H62V71H61ZM64 72H65V71H64ZM68 72H69V71H68ZM68 72H67V73H68ZM128 72H130V71H128ZM131 72H130V73H131ZM143 72H142V73H143ZM199 72L201 73V71H199ZM204 72H205V71H204ZM206 72H207V71H206ZM217 72H218V71H217ZM219 72H220V71H219ZM227 72H228V71H227ZM89 73H90V71H89ZM89 73H88V76H91L92 73H91V75H90ZM93 73H95V72H93ZM117 73H118V72H117ZM117 73H116V76H117ZM130 73H129V74H130ZM188 73H190V71H189ZM202 73H203V70H202ZM229 73H230V72H229ZM61 74H62V73H61ZM64 74H66V73H64ZM68 74H69V73H68ZM95 74H96V73H95ZM139 74H140V73H139ZM209 74H210V73H209ZM218 74H220V73H218ZM218 74H216V75H218ZM221 74H223V72H222ZM221 74H220V75H221ZM66 75H67V74H66ZM66 75H65V76H66ZM70 75H71V74H70ZM93 75H94V74H93ZM93 75H92V77H93ZM99 75H100V74H98V76H99ZM113 75H115V73H114ZM127 75H128V74H127ZM136 75H138V74H136ZM136 75H134V76H136ZM140 75H141V76H139V77H143V74H140ZM202 75H203V74H202ZM207 75H208V74H207ZM211 75H212V74H211ZM220 75H219V76H220ZM226 75H227V74H226ZM228 75H230V74H228ZM242 75H243V74H242ZM242 75L240 76L241 78H242ZM61 76H62V75H61ZM67 76H68V75H67ZM96 76H97V74H96ZM96 76H95V77H96ZM104 76H106V75L104 74ZM118 76H119V74H118ZM118 76H117V77H118ZM123 76H122V77H123ZM132 76H133V75H132ZM134 76H133V77H134ZM182 76H184V75H182ZM189 76H191V75L189 74V75H188V78H189ZM192 76H194V74H193ZM192 76H191V77H192ZM195 76H197V75H195ZM205 76H206V75H205ZM213 76L216 77L215 75H213ZM219 76H217V79H218ZM223 76H224V74H223ZM223 76H222V78H224ZM232 76H233V75H232ZM92 77H91V78H92ZM95 77H93V78L96 79ZM99 77H100V76H99ZM109 77H110V76H109ZM119 77H120V76H119ZM124 77L122 78L123 80H124ZM128 77L130 78L131 76H128ZM133 77H132V79H133ZM151 77H152V76H151ZM153 77H154V79H155V76H153ZM156 77H157V76H156ZM164 77H160L161 80H162V78H163V79H166V78H164ZM184 77H185V76H184ZM197 77H198V76H197ZM209 77H210V76H209ZM214 77H213V78H214ZM237 77H238V76H237ZM240 77H239V78H240ZM88 78L91 79L90 77H88ZM101 78H103V77H101ZM107 78H108V76H107ZM111 78H113V77H111ZM146 78H144V80H145ZM198 78H199V77H198ZM202 78H204V80H205V77H204V76H203ZM219 78H220V80L222 79L221 77H219ZM239 78H238V79H239ZM17 79H18V78H17ZM17 79H16V80H17ZM89 79H88V81H89ZM104 79H105V77H104ZM113 79H114V78H113ZM118 79H119V78H118ZM130 79H131V78H130ZM132 79H131V82H130V83L133 82L134 79H133V80H132ZM136 79H137V78H136ZM141 79H142V78H141ZM141 79H140V80H141ZM150 79L153 80V78H150ZM157 79H158V78H157ZM171 79H170V80H171ZM184 79H185V78H184ZM184 79H183L182 82L185 83L187 79H186V80H184ZM193 79H194V78H192V80H193ZM196 79H197V78L195 77V80H196ZM207 79H210V78H207V76H206V82H207ZM231 79H232V77H231ZM238 79H237V80H238ZM74 80H76V78L73 79L72 81H74ZM98 80H99V79H98ZM102 80H103V79H102ZM108 80H110V79L108 78ZM119 80H120V79H119ZM125 80H126V77H125ZM147 80H146V81H147ZM159 80H160V79H159ZM159 80H158V81H159ZM172 80H173V79H172ZM174 80H173V81H174ZM181 80H182V78H181ZM190 80H191V78H190ZM192 80H191V81H192ZM195 80H194V81H195ZM198 80L202 81L203 79L201 80V77H200V79H197L196 81H198ZM222 80H223V79H222ZM222 80H221V81H222ZM224 80H225V79H224ZM228 80H229V79H228ZM228 80H227V82H228ZM235 80H236V79H235ZM3 81H5V80H3ZM3 81H2V83H4ZM80 81L82 82V80H80ZM91 81H92V79H91ZM95 81H97V80H95ZM100 81H101V80H100ZM120 81H121V80H120ZM127 81H128V80H127ZM129 81H130V80H129ZM141 81H142V80H141ZM156 81H157V80H156ZM158 81H157V82H158ZM163 81H166V80H163ZM211 81H212V79H211ZM214 81L216 82L215 79H214ZM12 82H13V80L11 81V83H12ZM74 82H75V81H74ZM81 82H79V83H81ZM85 82H86V84L88 83L87 81H85ZM85 82H84V83H85ZM92 82H94V80H93ZM98 82H99V81H97V84H98ZM104 82H105V81H104ZM108 82H109V81H108ZM118 82H119V81H118ZM142 82L144 83L145 81H142ZM148 82H149V81H147L146 83L148 84ZM157 82H156V83H157ZM159 82L161 83V81H159ZM169 82L171 83V81H169ZM180 82H181V81H180ZM188 82H189V81H188ZM202 82H204V81H202ZM206 82H205V83H206ZM212 82H213V81H212ZM212 82H210V83H212ZM217 82H218V81H217ZM217 82H216V83H217ZM224 82H225V81H223V83H224ZM7 83H8V80H7ZM7 83H6V84H7ZM9 83H10V82H9ZM9 83H8V85H11V84H9ZM105 83H107V82H105ZM105 83H104V84H105ZM110 83H111V81H110ZM115 83H116V82H115ZM119 83H120V82H119ZM119 83H118V84H119ZM123 83L125 84L126 82H123ZM130 83L127 82L128 86H129ZM134 83H135V82H134ZM151 83H153V81L151 82V80H150L149 85H151ZM156 83H155V85L157 86ZM160 83H159V84H160ZM163 83H164V82H162L160 85H162ZM189 83H190V82H189ZM200 83H201V82H200ZM218 83H220V82H218ZM218 83H217V84H218ZM223 83H222V84H223ZM6 84H5V87H6ZM90 84H91V83H90ZM92 84H94V83H92ZM92 84H91V86H93ZM95 84H96V83H95ZM101 84H102V81H101ZM108 84H109V83H108ZM108 84H107V85H108ZM113 84H114V83H113ZM118 84H117V85H118ZM144 84H145V83H144ZM147 84H146V85H147ZM153 84H154V83H153ZM153 84H152V85H153ZM164 84H165V86H168L169 83H164ZM173 84H174V83H173ZM173 84H172V86H171L172 88H173V86H174ZM185 84H186V83H185ZM192 84H193V82H192ZM197 84H198V83H197ZM197 84H196V82H195V85H193V86H196ZM217 84H216V85H217ZM1 85H2V84H1ZM12 85H13V84H12ZM82 85H83V84H81V86H82ZM88 85H89V84H88ZM88 85H86V87H87ZM99 85H100V84H99ZM105 85H106V84H105ZM105 85H104V86H105ZM110 85H111V84H110ZM110 85H109V86H110ZM115 85H116V84H115ZM122 85H123V84H122ZM122 85H121V86L118 85V86H119V87H127V86H122ZM139 85H142V83L139 84ZM160 85H158V86L161 87ZM177 85L180 86V84H177ZM201 85H202V84H201ZM205 85H207V83H206ZM218 85L220 86V84H218ZM218 85H217V86H218ZM76 86H77V85H76ZM84 86H85V85H84ZM89 86H90V85H89ZM96 86H97V85H96ZM130 86H131V85H130ZM136 86H137V85H136ZM169 86H170V85H169ZM175 86H176V85H175ZM183 86H184V85H183ZM190 86H192V85H190ZM203 86H204V85H203ZM203 86H201V87H203ZM210 86H213V85L210 84ZM219 86H218L217 88H219ZM223 86H225V85H223ZM262 86H264V84H263ZM1 87H3V86H1ZM5 87H4V89H5ZM11 87L13 88V86H11ZM14 87H16V85H15ZM77 87H78V86H77ZM82 87H83V86H82ZM98 87H99V86H98ZM100 87L103 88V84H102V86H100ZM105 87H106V86H105ZM111 87H115V86H111ZM131 87H132V86H131ZM150 87H151V86H150ZM150 87H149V88H150ZM153 87H154V86H153ZM181 87H182V84H181L180 88H181ZM196 87H198V86H196ZM199 87H200V86H199ZM201 87H200V88H201ZM204 87H205V86H204ZM207 87H208V85H207ZM207 87H206V88H207ZM213 87H214V88H213ZM213 87H210V88H213V92H214V94H213V98H214V99H213V100H215L216 97H217V99H218L219 96H217V94H216L217 91H216V93H215V90H214V89H216L215 86H213ZM7 88H10V87H7ZM12 88H11V89H12ZM106 88H107V87H106ZM106 88H105V89L103 88L104 91L108 89V88H107V89H106ZM115 88H116V87H115ZM133 88H137V87H135V86L133 85ZM141 88H142V87H141ZM147 88H148V86H147ZM156 88H158V87H156ZM161 88H163V87H161ZM165 88H167V87H165ZM165 88H164V89H165ZM175 88H176V87H175ZM180 88H179V89H180ZM194 88H195V87H194ZM200 88H198V89L200 90ZM263 88H264V87H263ZM0 89H1V88H0ZM2 89H3V88H2ZM11 89H10V90H11ZM82 89H83V88H82ZM109 89H110V88H109ZM122 89H123V88H122ZM138 89H139V88H138ZM143 89H144V91H145L144 86H143ZM143 89H142V90H143ZM150 89H152V88H150ZM154 89H155V88H154ZM158 89H160V88H158ZM179 89H177V88H176V90H175V89H172V91L174 90V92L176 91V93H181L182 91H184L183 94L185 93V89H184V88H182V91L180 90L181 92H180V91H179V92L177 91V90H179ZM183 89H184V90H183ZM222 89H223V88H222ZM63 90H64V89H62V92H63ZM65 90H66V89H65ZM76 90H77V89H76ZM80 90H81V87H80V89L78 88V90H77V91H78V93H77V95H78V99L81 98V97H80L81 93H79ZM86 90L88 91V89H86ZM146 90H147V89H146ZM161 90H162V89H161ZM161 90H160V92H161ZM168 90H169V89H168ZM168 90H167V91L165 90V93H167ZM190 90H192V88L189 89V91H190ZM194 90H197V89H194ZM199 90H197V91H199ZM208 90H209V89H208ZM217 90H221V89L219 88V89H217ZM0 91H1V90H0ZM5 91L7 92L8 90H5ZM74 91H75V90H74ZM84 91H85V87H84ZM87 91H86L85 93H87ZM104 91H103V93H104L103 96L105 95V92H104ZM108 91H111V90H107V92H108ZM133 91H135V90L132 89L131 92H133ZM144 91H142V92H144ZM148 91H149V90H148ZM157 91H159V90L156 89V92H157ZM172 91H171V89H170L169 92H172ZM201 91H203V90H201ZM222 91H223V90H222ZM25 92H26V91H25ZM65 92H66V91H65ZM67 92H69V91H67ZM72 92H73V91H72ZM72 92H69V95H70V93H72ZM81 92H82V91H81ZM89 92H91V91H89ZM107 92H106V94H107ZM111 92H112V91H111ZM111 92H110V93H111ZM125 92H126V91H125ZM128 92H130V91H128ZM151 92H152V91H151ZM151 92H150V94H152ZM154 92H155V91H154ZM156 92H155V93H156ZM206 92H207V90H206ZM209 92H212V89H211ZM209 92H208V93H209ZM2 93L4 94V92H2ZM2 93H1V94H2ZM63 93H64V92H63ZM73 93H75V92H73ZM73 93H72V94H73ZM83 93H84V92H83ZM83 93H82V94H83ZM94 93H95V92H94ZM126 93H127V92H126ZM126 93H125V95H124L121 99H119V100L117 101L116 104H114V105L116 106V111H122L123 109L125 110V109L128 108L129 105H132V104H133L134 106L137 105L135 102H137L138 98L141 97V96L137 97L138 95L135 96L136 91H135V94H134V93H133V94H131V93H127V94H126ZM138 93H139V92H138V90H137V94H138ZM140 93H141V91H140ZM140 93H139V95H140ZM147 93H148V92H147ZM190 93H191V92H190ZM220 93H221V92H220ZM64 94H65V93H64ZM75 94H76V93H75ZM75 94H74V95H75ZM79 94H80V95H79ZM111 94H112V93H111ZM111 94H108V95L110 96ZM141 94H143V93H141ZM153 94H154V93H153ZM153 94H152V95H153ZM161 94H162V93H161ZM161 94H160V96H161ZM187 94H188V93H187ZM187 94H186V95H187ZM209 94H210V93H209ZM218 94H219V91H218ZM222 94H223V93H222ZM222 94H221V96H222ZM61 95H62V94H61ZM65 95H67V93H66ZM65 95H64V96H65ZM77 95H75V96L77 97ZM147 95H148V97H149V93H148ZM155 95H156V94H155ZM157 95H158V94H157ZM164 95H165V94H164ZM164 95H162V96H164ZM167 95H168V94H167ZM167 95H165V96L167 97ZM169 95H170V94H169ZM171 95H172V94H171ZM171 95H170V96H171ZM173 95H174V97H177V94H176V95L173 94ZM173 95H172V96H173ZM62 96H63V95H62ZM67 96H68V95H67ZM71 96H73V95H71ZM81 96H82V98H83V96H85V95H81ZM92 96H93V94H92ZM94 96L97 97V96H99V94L97 93V94H95ZM158 96H159V95H158ZM180 96H181V94H180ZM182 96H183V95H182ZM182 96H181V98H182ZM190 96H192V94H190ZM0 97H1V96H0ZM89 97H91V94H90ZM89 97H88V98H89ZM95 97H94V98H95ZM142 97L144 98L145 96H142ZM150 97H151V96H150ZM150 97H149L148 100L153 99L155 102H156V101L158 102V100H159V98H160V97H159L158 99H156V98H154V96H153V98H150ZM74 98H75V97H74ZM91 98H92V97H91ZM108 98H110V97L107 96V99L105 100L106 102L108 101ZM146 98H147V96L145 97V99H146ZM164 98H165V97H164ZM177 98H178V97H177ZM177 98H173V99H177ZM187 98H188V97H187ZM187 98H186V99H187ZM76 99H77V98H76ZM76 99H74V100H76ZM155 99H156V100H155ZM160 99H161V98H160ZM166 99H167V98H166ZM170 99H171V97H170ZM186 99H185V97H184V101H185ZM207 99H208V98H207ZM217 99H216V100H217ZM219 99H220V98H219ZM219 99H218V100H219ZM74 100H73V103H74ZM84 100H87V98H86V99L83 98V101H84ZM146 100H147V99H146ZM148 100H147V101H148ZM153 100H152V101H153ZM163 100H164V99H162L161 102H162ZM177 100H178V99H177ZM179 100H181V99H179ZM179 100H178V101H179ZM210 100H211V99H210ZM83 101H82V102H83ZM88 101H89V100H88ZM88 101H87V102H88ZM147 101H146L145 103H147ZM164 101H165V100H164ZM172 101H173V100H171V102H172ZM175 101H176V100H175ZM178 101H176V102H178ZM181 101L184 103L183 98H182ZM199 101H200V100H199ZM75 102H76V101H75ZM85 102H86V101H85ZM106 102H105V103H106ZM168 102H169V101H168ZM173 102H174V101H173ZM176 102H175L174 104H176V106H177L178 104H177ZM182 102H181V103H182ZM185 102H186V101H185ZM204 102H205V101H204ZM76 103H77V104L79 103L78 100H77ZM83 103H84V102H83ZM108 103H109V102H108ZM134 103H135V104H134ZM145 103H144V99H143V104H142V106L140 107V108H142L143 110H144V108H146V110H147L148 106H150V104H146V105H145ZM148 103H149V101H148ZM164 103H165V102H164ZM181 103H180V104H181ZM183 103H182V104H183ZM200 103H201V102H200ZM84 104H86V103H84ZM84 104H83V105H84ZM110 104H111V103H110ZM152 104H153V103H152ZM166 104H167V103H166ZM180 104H179V105H180ZM186 104H188V102H187ZM80 105H81V101H80ZM107 105H108V104H107ZM114 105H113V106H114ZM138 105H139V104H138ZM138 105L136 106V107H137L136 110H135V108H134V110H125V111H124V114H122V116L125 118V119H124V122L126 121L127 125H128V122H130V121L133 120V119L137 120L138 122H139V121L142 122L143 119H144V117H146V116H142V117H140L141 119L143 118L142 121L139 120V114H140V113L138 112V111H139V110H138ZM147 105H148V106H147ZM156 105H157V103H156ZM160 105L164 106L163 103H161ZM160 105L158 104L157 106H160ZM167 105H168V104H167ZM167 105H165V107H167ZM171 105H173V104H171ZM171 105H170V106H171ZM245 105H246V104H245ZM245 105H244V106H245ZM75 106H76V105H75ZM84 106H85V105H84ZM86 106L88 107V105H86ZM113 106H112V107H113ZM143 106H144V107H143ZM153 106H154V104H153ZM168 106H169V105H168ZM174 106H175V105H173V106H171V107L173 108ZM176 106H175V107H176ZM181 106H183V105H181ZM184 106H185V107H183V109L186 108L185 103H184ZM76 107H77L76 109H78L79 105L76 106ZM80 107H81V106H80ZM80 107H79V109H80ZM82 107H83V106H82ZM87 107H86L87 110L84 109V111H83L82 108H81V110H82L84 113H85V111H86V113L89 114V116H90V114L92 115L93 113L89 112ZM109 107H111V105H110ZM109 107H108V108H109ZM150 107H151V106H150ZM171 107H170V108L167 107V108H169V109H167V110L172 109ZM177 107H178V106H177ZM177 107H176V108H177ZM179 107H180V106H179ZM84 108H85V107H84ZM90 108H91V107H90ZM90 108H89V110H90ZM105 108H106V107H105ZM108 108H107V109H108ZM129 108H130V107H129ZM129 108H128V109H129ZM132 108H133V107H132ZM159 108H160V107H159ZM188 108H190V107H189V104H188ZM79 109H78V110H79ZM117 109H118V110H117ZM142 109H141V111H142ZM156 109H158V108L156 107ZM160 109H162V107H161ZM178 109H179V108H178ZM91 110H92V112L94 111L92 108H91ZM163 110H166V109L164 108ZM181 110H182V109L180 108V111H181ZM186 110H187V109H186ZM188 110H189V109H188ZM190 110H191V109H190ZM207 110H208V109H207ZM110 111H111V110H110ZM116 111H115V113H116ZM153 111H155V114H156V110H153ZM159 111H160V110H159ZM175 111H176V110H175ZM204 111H205V110H204ZM209 111H210V110H209ZM100 112H101V111H100ZM100 112H99V113H100ZM113 112H114V111H113ZM145 112H146V111H145ZM145 112H144V113H145ZM164 112H165V111H164ZM169 112H170V111H169ZM171 112H174V111L172 110ZM183 112H184V111H183ZM206 112L208 113V111H206ZM105 113H106V111H105ZM105 113H104V114H105ZM108 113H109V112H108ZM108 113H107V114H108ZM110 113H112V112H110ZM110 113H109V114H110ZM120 113H121V112H120ZM120 113H119V115H120ZM144 113H143V114H144ZM158 113L160 114V115H159V118H158V120H159V119L161 118L160 116H161L162 114H161L160 112H158ZM158 113H157V114H158ZM162 113H163V111H162ZM176 113H177V112H176ZM203 113H204V112H203ZM203 113H201V115H202ZM78 114H81V112L78 113ZM101 114H103V112H101ZM109 114H108V115H109ZM141 114H142V113H141ZM147 114H148V113H146V114H144V115H147ZM166 114L168 115V112H167ZM170 114H171V113H170ZM170 114H169V115H170ZM172 114H173V113H172ZM177 114H179V112H178ZM180 114L182 115L183 113H180ZM199 114H200V112L198 113L197 116H200ZM204 114H205V113H204ZM208 114H209V113H208ZM208 114H205V117H206V118H207L206 115H208ZM210 114H211V112H210ZM210 114H209L208 117H210ZM110 115H111V114H110ZM169 115H168L167 117H169ZM174 115H175V113H174ZM174 115H171V116L175 117ZM185 115H186V113H185ZM187 115L190 116V113H188V111H187ZM187 115H186V116H187ZM78 116H79V118H80L81 115H78ZM84 116H85V114H84ZM87 116H88V115H87ZM87 116H86V118H87ZM97 116H98V115H96V112H95L91 117L96 118ZM140 116H141V115H140ZM154 116H155V115H154ZM156 116H157V115H156ZM177 116L182 117V116H180V115H177ZM186 116H185V117H186ZM132 117H133V118H132ZM149 117H150V119L153 118L152 115L149 116ZM149 117H148V118L146 117V118L149 119ZM151 117H152V118H151ZM173 117H172V118H173ZM203 117H204V116H203ZM81 118H82V117H81ZM86 118H85V119H86ZM93 118L91 119V122H92ZM113 118H114V114L111 115V116L100 115V114H99V118H97V119H99L100 121L97 120V119H95V120L99 121V123H101V120H102V124H103V126H101V132H102V133H104V134H105V133L108 134L107 132L109 131V129L111 130V128H109L108 126L111 124V121H112ZM120 118H121V117H120ZM165 118H166V115H165ZM165 118L163 117L164 120L167 119V118H166V119H165ZM170 118H171V117H170ZM183 118H184V116H183ZM183 118H180V119H181L180 122L183 120ZM193 118H194V117H193ZM197 118H199V117H196V119H197ZM215 118H216V117H215ZM85 119H84V117H83V118H82V121H81V119H80V120L77 119V120L81 121V122L84 124V122H85L84 120H85ZM115 119H119V118H115ZM153 119H154V121H155V120L157 119V117H156V119H155V118H153ZM153 119H152V121H148V120H147V121L149 122V124H150V122H153ZM196 119H194V120H192V121H193V122H194V121L197 122ZM208 119H210V118H208ZM77 120H76V121H77ZM89 120H90V119H89ZM135 120H134V121H135ZM144 120H145V119H144ZM158 120H156V121L159 123ZM169 120H170V119H169ZM171 120H172V119H171ZM184 120H185V118H184ZM200 120H201V119H200ZM202 120H203V118H202ZM214 120H215V119H214ZM72 121H74V120H72ZM76 121H75V122H76ZM83 121H84V122H83ZM87 121H88V120H87ZM114 121H116V123L118 122V120H114ZM119 121L121 122V124L123 123V122H122L123 120L121 121V119H119ZM205 121H206V119H205ZM207 121H208V120H207ZM212 121H213V120H212ZM215 121H217V119H216ZM140 122H139V123H140ZM165 122H166V121H165ZM168 122H173L172 124H174V121H168ZM70 123H71V122H70ZM72 123H74V122H72ZM76 123L78 124V122H76ZM93 123H95V121H94ZM113 123H114V122H113ZM145 123H146V122H145ZM145 123H142V125H143V124L145 125ZM162 123H163V120H162ZM162 123H160V124H162ZM175 123H176L175 125H177V127H178V124H179V118H178V124H177L176 120H175ZM181 123H182V122H181ZM217 123H218V122H217ZM121 124H119V125H121ZM124 124H125V123H124ZM124 124H123V125H124ZM149 124H148V125H149ZM152 124H157V123H154V122H153ZM164 124H168V123H164ZM170 124H171V123H169V125H170ZM183 124H185V123H183ZM183 124H182L180 127L185 126V125H183ZM194 124H195V123H194ZM213 124H214V123H213ZM213 124H212V127L214 126ZM70 125H71V124H70ZM73 125H74V124H73ZM73 125H72V126H73ZM79 125H81L80 122H79ZM85 125L89 127V125H91V124H88V122H87ZM93 125H94V124H93ZM111 125H112V124H111ZM115 125H116V124H115ZM146 125H147V124H146ZM148 125H147V126H148ZM157 125H158V124H157ZM175 125H174V127H175ZM209 125H210V124H209ZM215 125H217V124L215 123ZM219 125H221V123H220ZM95 126H97V125H95ZM137 126H138V124H137ZM147 126H139L137 129H138L139 131H141V130H143V127L146 128ZM160 126H161V125H160ZM193 126H194V125H193ZM193 126H190V127H188V128H191V127H193ZM222 126H224V125H222ZM93 127H94V126H93ZM93 127H92V128H93ZM98 127H99V126H98ZM98 127H97V128H98ZM118 127H119V126H118ZM118 127H116V128H118ZM149 127H150V126H149ZM153 127H155V125L152 126V128H153ZM158 127H159V126H158ZM171 127H173V126H171ZM171 127L167 126V130H166L167 132H166V134H170V132H171L172 130L168 133V131H169L168 128H171ZM174 127H173V128H174ZM180 127L177 128V129H179V132H178V133L181 132V131H180ZM216 127H217V126H214V129H215L216 132H217L218 129H216ZM97 128H95V129L97 130ZM112 128H113V127H112ZM120 128H121V126H120ZM125 128H127V127H125ZM150 128H151V127H150ZM193 128H194V127H193ZM220 128H221V126H220ZM93 129H94V128H93ZM98 129H99V128H98ZM114 129H115V126H114ZM114 129H113V133H114ZM123 129H124V128H123ZM156 129H157V128H156ZM171 129H172V128H171ZM181 129H182V128H181ZM183 129L186 130V127L183 128ZM212 129H213V128H212ZM214 129H213V130H214ZM222 129H223V127H222ZM222 129H220V130H222ZM119 130H120V129H118V132H119ZM124 130H126V129H124ZM124 130H123V131H124ZM152 130H153V129H152ZM152 130H151V131H152ZM184 130H182V131L185 133ZM188 130H189V129H188ZM220 130H219V131H220ZM82 131H83V130H82ZM97 131H98V130H97ZM121 131H122V129L120 130V133H121ZM148 131H149V129H148ZM174 131L177 132L178 130L176 131V130L174 129ZM193 131H194V130H192V133H193ZM77 132H78V134H79V132H81V130H80V131L78 130ZM118 132H117V133H118ZM142 132H144V134H145V132L147 133V129H146V131L143 130ZM175 132H172V133H175ZM186 132H187V131H186ZM220 132H221V131H220ZM82 133H83V132H82ZM84 133H85V131H84ZM111 133H112V131H111ZM111 133H110V134H111ZM117 133H116V134H117ZM120 133H119V134H120ZM122 133H124V132H122ZM125 133H126V132H125ZM125 133L122 134V137H123V135L126 136ZM130 133H131V132H130ZM148 133H149V132H148ZM148 133H147V134H148ZM156 133H157V131H156ZM156 133H155V134H156ZM188 133H189V131H188ZM190 133H191V132H190ZM73 134H74V132H73ZM75 134H76V131H75ZM78 134H76V135H78ZM88 134H90V131H89ZM88 134H87V132H86V134H84L83 138H86V137H87L86 135H88ZM93 134H94V133H93ZM97 134H98V133H97ZM99 134H100V133H99ZM106 134H105V135H106ZM110 134H108V135H110ZM114 134H115V133H114ZM116 134H115V135H116ZM132 134H134V133H132ZM140 134H141V132H140ZM157 134H158V133H157ZM157 134H156V136L158 137L159 134H158V135H157ZM242 134H243V131H242ZM79 135H80V134H79ZM79 135H78V137L80 138L81 135H80V136H79ZM105 135H101V137H102L101 139H103V140L106 139V142H107V138H109L110 136L108 137V135H107V138H106ZM117 135H118V134H117ZM142 135H143V133H142ZM142 135H141V136H142ZM145 135H146V134H145ZM149 135H150V133H149ZM153 135H154V134H153ZM153 135H152V136H153ZM74 136H75V135H73V138H74ZM85 136H86V137H85ZM90 136H91V134H90ZM92 136H93V135H92ZM96 136H98V135H96ZM104 136H105V137H104ZM125 136H124V137H125ZM127 136H128V135H127ZM135 136H136V135H135ZM146 136H147V135H146ZM156 136H155V138H154L155 140H156V138H157ZM160 136H162V135H160ZM160 136H159V137H160ZM164 136H166V135H164ZM167 136L169 137V135H167ZM167 136H166V138H167ZM15 137H17V136L15 135ZM75 137H76V136H75ZM98 137H100V136H98ZM103 137H104V138H103ZM112 137H113V135H112ZM114 137H115V136H114ZM114 137H113V138H114ZM118 137H119V136H118ZM132 137H133V135H132ZM138 137H140V136H137V138H138ZM142 137H143V136H142ZM149 137H150V136H149ZM149 137H148V138H149ZM159 137L157 138L158 140H156L157 143L155 142L154 139H151V140H154L155 144H157V145L159 144L160 146L162 145V146L165 147L167 144H169V146H170V142H169L168 140L173 139V137H172L171 139H168L167 141L164 140V139H159ZM162 137H163V136H162ZM10 138H13V136H11ZM17 138H18V137H17ZM79 138H78V139H79ZM81 138H82V136H81ZM81 138H80V139H81ZM83 138H82V140H83ZM87 138H88V139H86V140H89V136H88ZM92 138H93V137H92ZM92 138H90V140H91ZM116 138H117V137H115L114 141H115V140L117 141ZM119 138H120V137H119ZM127 138H129V137H127ZM130 138H131V136H130ZM130 138H129V139H130ZM143 138H144V137H143ZM150 138H151V137H150ZM160 138H161V137H160ZM169 138H170V137H169ZM59 139H60V138H59ZM76 139H77V138H76ZM80 139H79V143L82 141V140L80 141ZM95 139H97V137H96ZM120 139H121V138H120ZM123 139H125V138H123ZM129 139H128V140H129ZM135 139H136V138H135ZM135 139H134V140H135ZM141 139H142V138H141ZM146 139H147V137L144 138V141H143V139H142V143H141V142H136V144H135V149H136V152H138L137 154H142V155H143L144 152H147V151H151V150H152V149H151V150H148V147H149L148 145H149V143H148V145H146V146L143 145V146L145 147V149H147L146 151H145V149L143 150V148H142V144H143V142H145V141L148 140V139H147V140H146ZM263 139H264V138H263ZM9 140H11V139H9ZM15 140H16V138H15ZM90 140H89V141H90ZM93 140H94V138L90 141L91 144H92ZM103 140H100V138H99L100 145H102V148H105L106 151H108L109 149L107 150V148H108V146H109V143H108V145H107V144L105 143V141H103ZM126 140H127V139H126ZM126 140H124V141H126ZM131 140H132V139H131ZM134 140H133V141H134ZM173 140H175V139H173ZM173 140L171 141V143H174ZM3 141H5V140L3 139ZM12 141H13V140H12ZM61 141H62V140L60 139V140H59L60 143H62V142L65 141V140H63L62 142H61ZM83 141H85V139H84ZM97 141H98V140H97ZM109 141H110V139H109ZM111 141H112V140H111ZM114 141H113V142H114ZM116 141H115V142H116ZM118 141H119V140H118ZM124 141H123L122 143H121V141H119L118 144H117V142H116V145L119 147L121 144L124 143ZM137 141H139V140H137ZM175 141H176V140H175ZM0 142H2V140H1ZM90 142H89V144H88V142H87V143L83 142V143H85V144H83L82 150H83V148L85 147L86 144H87L88 146H91ZM94 142H95V140H94ZM130 142H132V141H130ZM150 142H151V143H154V142H152V141H150ZM4 143H6L7 146H8V141H7V142L5 141V142H3V144H2V143H0V144L4 145ZM63 143H64V142H63ZM65 143H66V141H65ZM65 143H64V144H65ZM67 143H69V142H67ZM73 143H74V142H72V144H73ZM81 143H82V142H81ZM95 143H96V142H95ZM110 143H112V142H110ZM128 143H129V142H128ZM151 143H150V144H151ZM6 144H5V145H6ZM76 144H77V143H76ZM93 144H94V143H93ZM93 144H92V145H93ZM114 144H115V143H114ZM114 144H113V145H114ZM126 144H127V141H126ZM129 144H130V143H129ZM144 144H145V143H144ZM174 144H176V143H174ZM5 145H4V146H5ZM66 145H67V144H66ZM66 145H65V147H66ZM70 145H71V144H70ZM81 145H82V144H80V146H81ZM96 145H97V144H96ZM116 145H115V146H116ZM124 145H125V143H124ZM127 145H128V144H127ZM132 145H134V144H132ZM159 145H158V146H159ZM4 146H3V148H4ZM71 146L73 147V146H76V145L73 144V145H71ZM80 146H78L77 148H79ZM110 146H111V150H112V151H113L114 149H116V148L112 149V147H114V146H112V145H110ZM128 146H129V145H128ZM128 146H126V147H128ZM158 146H156V148H157ZM174 146H175V145H174ZM1 147H2V146H1ZM61 147H64V146L62 145ZM93 147H94V146H91V147H88V148L86 147L87 149L84 148V150H83L84 153H85V152H86L85 154H89V153H91V152H95V153H97V152L101 149V147H100V149H99V150L97 149L98 151L96 150V151H97V152H96V151H93L94 148H95L96 146H95L94 148H93ZM120 147H123V146H120ZM146 147H147V148H146ZM164 147H163V148H164ZM166 147H167V146H166ZM170 147H172V145H171ZM66 148H69V147H66ZM77 148H76V149H77ZM97 148H99V147L97 146ZM124 148H125V146H124ZM130 148H131V145H130ZM133 148H134V147H133ZM149 148H150V147H149ZM153 148H154V146H153ZM159 148H161V147H159ZM61 149H62L63 152H64V149H65V148H64V149L61 148ZM121 149H123V148H121ZM125 149H126V148H125ZM157 149H158V148H157ZM164 149H165V148H164ZM168 149H169V148H168ZM3 150H4V149H3ZM3 150H2V151H3ZM66 150H67V151H65V152H66V154H67V153L69 152V150H74V148H72V149L69 148V150H68V149H66ZM78 150H79V151H78ZM103 150H104V149H103ZM111 150H110V151H111ZM117 150H118V149H117ZM127 150H128V149H127ZM127 150H126V151H127ZM131 150H132V148H131ZM131 150L129 149L128 151L130 152ZM142 150H143L144 152H143ZM165 150H166V149H165ZM165 150H164V151H165ZM58 151H60V149H59ZM75 151H78V152H79V153L77 152L79 156H82V155H83V157L86 158V156H84V153H83L82 155H80V152H81V153L83 152V151H81L80 149H77V150H75ZM75 151H74V152H75ZM104 151H105V150H104ZM104 151H103V152H104ZM126 151H125V152H126ZM132 151H133V150H132ZM157 151H158V150H157ZM61 152H62V151H61ZM70 152H71V151H70ZM74 152H72L73 155H71V153H68L67 155H68L70 158L73 156V157H74V160H75V155H77V154L75 153V155H74ZM114 152H116V150H115ZM120 152L123 154L124 150H123V152L119 150V153H120ZM133 152L135 153V151H133ZM139 152H141V153H139ZM142 152H143V153H142ZM161 152H162V150H161ZM58 153H59L60 156H61V153H60V152H58ZM106 153H107V152H106ZM112 153H113V152H112ZM112 153H111V154L108 153V154H109V155H113ZM116 153H118V152H116ZM126 153H127V152H126ZM148 153H149V152H148ZM148 153H147V154H148ZM69 154H70L71 156H70ZM98 154H99V152H98ZM104 154H105V153H104ZM130 154H131V152H130V153H127V156L125 155V156H126L125 158H124V157H123V159H121V158L118 159V158H117V160H116V156H115V162L113 161V158H114V157H111V158H112V161L114 162L113 165H112V166H114L113 168L120 169V171L123 173V171L121 170V168L124 169V168H127V167L132 166V165H129V164H128V163H129L128 160L133 159V160L136 161V159H137L138 157H137V158H133V157L131 156L132 154H131V155H130ZM145 154H146V153H145ZM149 154H152V153H149ZM157 154H158V152H157ZM261 154H262V153H261ZM56 155H57V154H56ZM64 155H65V154H64ZM67 155H66V156H67ZM78 155H77V156H78ZM92 155H93V154H92ZM263 155H264V154H263ZM60 156H59V157H60ZM68 156H67V157H68ZM77 156H76V158H78ZM96 156H97V155L94 156L95 158L92 156V157H93V160H95L96 158H98V157H96ZM100 156H101V155H100ZM102 156H103V155H102ZM105 156H106V155H105ZM113 156H114V155H113ZM122 156H123V155H122ZM145 156H147V155H145ZM149 156H150V155H149ZM152 156H154V154H152ZM57 157H58V156H57ZM62 157H63V155H62ZM62 157H61L60 159L63 161L64 159H62ZM67 157H66V158H67ZM83 157H82L81 159H83ZM107 157H108V158H107ZM119 157H120V156H119ZM139 157H140V156H139ZM141 157L144 158V156H141ZM147 157H148V156H147ZM147 157H145V158H147ZM64 158H65V157H64ZM66 158H65L66 161H65V162L63 161V162H64V164H66L65 166L68 165V167H66V169H67V168L69 169V168L72 167V166H70V165L72 164V162L67 158V159L71 162L70 164H67L68 160H67ZM88 158H89V157L87 156L86 159H88ZM99 158H100L101 160H98V159H97V161H96V160L94 161V164H93V165L90 164L89 166L92 165L91 168H93L94 171H96V173H97V172H100V173H99V175H100L101 173H103L104 170H107V171H108L109 168H108L107 166H109V165H111V164H109V162H110V160H109V159H110L109 156H106V158L103 157L104 159H102V157H99ZM142 158H141V159H142ZM149 158H151V156H150ZM72 159H73V158H72ZM153 159H154V158H153ZM76 160H79V162L82 161V160H80V157H79V159H76ZM90 160L92 161L91 157H90V159H89L88 161H90ZM139 160H140V159H139ZM139 160H137V161H139ZM142 160H144V159H142ZM84 161H85V159H84ZM88 161H86V163H84V165L81 166V167H79V166H80L79 164H76V165H79V166H77V167H76V165L74 166V164L77 163V161H76V162H73V167H74L73 169H74V170H72V168H71L70 171H75V170H77V172H75L74 174H72L68 169H67L68 172L65 171V174H62V175H61L60 173H58V174H60L61 176L64 175L63 178H61V179H62L61 182L58 181V180L60 179V176L56 173V174H55L56 177H57V175H58V177H59L58 180H57V179H56V180H57L58 182H60L61 184H60V183H59L60 185L57 184L58 187L55 188V189H52V190H58V191H59V190H61V189H64V190H66V192H69L70 194H74L75 196L78 195V194L81 193V192H83V194H84V193H85V194H87V193L89 194V193H90V194H89V196H90V195L92 194L94 188H97V187L103 188L102 186H104V185H101V183L98 182L99 180H98V181H95V183H94L93 185H90V186H89V185H81V184L79 183V182L81 181L80 178L83 176L84 173H86L87 168H90V167L88 166V163H89ZM91 161H90V162H91ZM145 161H146V159H145ZM87 162H88V163H87ZM92 162H93V161H92ZM131 162H133V161H131ZM139 162H140V161H139ZM139 162L136 164L137 166H139L138 164H143V163H144V162H143V163H141V162L139 163ZM153 162H154V160H153ZM153 162L151 161V163H153ZM80 163H81V162H80ZM82 163H83V162H82ZM110 163H111V162H110ZM146 163H147V162H146ZM149 163H150V162H149ZM156 163H157V162H155V165H156ZM64 164H63V165H64ZM85 164H87V165H85ZM153 164H154V163H153ZM153 164H152V165H153ZM157 164H158V163H157ZM174 164H175V163H174ZM258 164H259V163H258ZM261 164H262V162H260V165H261ZM136 165H134V166L136 167ZM147 165H148V164H147ZM152 165H151V166H152ZM155 165H154V166H155ZM158 165L160 166V164H158ZM158 165H157V166H158ZM161 165H162V164H161ZM172 165H173V164H172ZM126 166H127V167H126ZM142 166H145V170H146V165L144 164V165H142ZM159 166H158V167H159ZM167 166H168V165H167ZM78 167H79V168H78ZM110 167H111V166H110ZM140 167H141V166H140ZM148 167H149V166H148ZM162 167H165V166L162 165ZM169 167H170V166H169ZM174 167H176V166H174ZM76 168H77V169H76ZM91 168L88 169L89 172H90L91 170H93V169H91ZM130 168H131V167H130ZM150 168H151V167H150ZM152 168H153V167H152ZM159 168H160V167H159ZM263 168H264V166H263ZM110 169H111V168H110ZM110 169H109V171L112 170V169H111V170H110ZM127 169H129V168H127ZM131 169H132V168H131ZM133 169L135 170L134 167H133ZM133 169H132V171L134 172ZM137 169H138V168H137ZM141 169H142V168H141ZM147 169H148V168H147ZM153 169H155V168H153ZM156 169H157V168H156ZM163 169H164V168H163ZM163 169H162V170H163ZM170 169H171V168H170ZM125 170H126V169H125ZM125 170H124V171H125ZM129 170H130V169H129ZM138 170L141 171L140 168H139ZM138 170H136V171L139 172ZM149 170H150V169H149ZM159 170H160V169H159ZM94 171H93V172H94ZM132 171H131V172H132ZM136 171L134 172L135 174H136ZM143 171H144V170H143ZM160 171H161V170H160ZM165 171H166V170H165ZM69 172H70L71 175L69 174V176L67 175V176H68V177H67V176H66V173H69ZM87 172H88V171H87ZM113 172H114V170H113ZM113 172H112V174H113ZM115 172H116V171H115ZM133 172H132V174L129 172V173L131 174V176L133 175ZM147 172L149 173V171L146 170V173H147ZM158 172H159V171H158ZM158 172H157L156 174H157L158 178H161L160 176H162V175L159 174V175H160V176H159V175H158ZM163 172H164V171H163ZM163 172H162V173H163ZM94 173H95V172H94ZM94 173H92L91 177L94 176V175H93ZM96 173H95V177H96ZM118 173H119V172H118ZM126 173H128V171H127ZM129 173H128V176L130 175ZM104 174H105V172H104ZM104 174H102L103 177H104ZM109 174H111V173H109ZM137 174H138V173H137ZM139 174H140V173H139ZM141 174H142V172H141ZM141 174H140V175H141ZM149 174H150V173H149ZM149 174H148V175H149ZM153 174H155V173H153ZM153 174H152V175H153ZM156 174H155V175H156ZM89 175H90V173H89ZM106 175H107V173L105 174V176H106ZM114 175H115V174H114ZM114 175H113V176H114ZM119 175H122V174L120 173ZM123 175H125V173H124ZM123 175H122V176H123ZM140 175H138V176H140ZM142 175L145 176V173L142 174ZM150 175H151V174H150ZM150 175H149V176H150ZM155 175H153V176H155ZM65 176H66L67 178H66ZM87 176H88V174H87ZM87 176H86V177H87ZM115 176H116V175H115ZM122 176H118V175H117L118 179H120ZM146 176H147V174H146ZM149 176H148V177H149ZM153 176H150V178H151V179H150L151 182H152V180H153V179H152ZM56 177H55V178H56ZM64 177H65V178H64ZM88 177H90V176H88ZM91 177H90V178H91ZM99 177H100L101 182H102V180H103V184H105L106 182H104V181H105L106 179L104 178V179H105V180H104L103 178H101V176H99ZM108 177H109V175H108ZM108 177H107V178H108ZM110 177H112V176L110 175ZM123 177H124V176H123ZM125 177H126V176H125ZM125 177H124V178H125ZM135 177H136V175H135ZM82 178H83V177H82ZM84 178H85V177H84ZM93 178H94V177H93ZM124 178H123V181L125 180ZM126 178H127V177H126ZM128 178H130V177H128ZM128 178H127V179H128ZM61 179H60V180H61ZM63 179H64V180H63ZM86 179H89V178H86ZM86 179H85V180H86ZM91 179H92V178H91ZM109 179H110V180H109ZM118 179H115V180H116L115 182H117V184H116V183H115V184L119 186V184H120L121 182H123V181H120L119 184H118ZM121 179H122V178H121ZM121 179H120V180H121ZM131 179H132V177H131ZM145 179L147 180L146 177H145L143 180H141V181H140L139 179H138V181H136V179H135L134 182H136V184H137V183L140 181L141 183H139L138 185H141V186H139V187H142V181H146ZM83 180H84V179H83ZM92 180H93V179H92ZM92 180H91V181H92ZM108 180L110 181L109 184H111L112 179H111V178H108ZM133 180H134V179H133ZM133 180H131V181H133ZM148 180H149V179H148ZM150 180H149V181H150ZM158 180H159V179H158ZM57 181H55V182H57ZM88 181H90V180H87V182H88ZM127 181H128V180H127ZM127 181H126V182H127ZM154 181H155V180H154ZM93 182H94V180H93ZM93 182H92V183H93ZM112 182H113V181H112ZM128 182H130V179H129ZM146 182H147V181H146ZM155 182H157V181H155ZM155 182H152L151 184H154ZM160 182H161V180H160ZM160 182H159V183H160ZM96 183H97V184L99 183L101 186L97 185ZM107 183H108V182H107ZM123 183H124V182H123ZM132 183H133V182H132ZM132 183H130V184L132 185ZM143 183H144V182H143ZM147 183H149V182H147ZM55 184H56V183H55ZM82 184H83V182H82ZM87 184H90V183H87ZM113 184H114V183H113ZM128 184H129V183H128ZM53 185H54V183H53ZM96 185H97V187H95ZM105 185H108V184H105ZM120 185L123 186L124 184H120ZM125 185H126V184H125ZM133 185H134V183H133ZM133 185H132V186H133ZM138 185H136V186H138ZM145 185H146V184H145ZM148 185L150 186V188L152 187V185H150V183H149ZM156 185H157V183H156ZM159 185H160V184H158L157 186H159ZM55 186H56V185H55ZM61 186H63V187H61ZM91 186H94L93 189H92ZM111 186H112V187H111ZM118 186H117V187H118ZM132 186H129V187H127V188L130 189V187H132ZM134 186H135V185H134ZM153 186L155 187V184H154ZM157 186H156V187H157ZM160 186H163V185H160ZM60 187H61V188H60ZM109 187L112 188V190H113V191L111 190L112 192L115 191V190L113 189V187H116V186H113V185L111 184ZM117 187H116V188H117ZM139 187H138V188H139ZM146 187H147V186H146ZM0 188H1V187H0ZM30 188H31V187H30ZM51 188H52V186L50 187V189H51ZM100 188H99L97 191H99ZM107 188H108V186H107ZM107 188H106V189H107ZM120 188H121V187H120ZM123 188H124V190L126 191V186H123ZM103 189H104V188H103ZM121 189H122V188H121ZM121 189H120V190H121ZM135 189H137V187H136ZM135 189H134V190H135ZM160 189H161V190H160ZM160 189L158 188V190L164 192L163 188L160 187ZM24 190H25V188H24ZM30 190L32 191V189H30ZM30 190H28L27 192H29ZM48 190H49V187H48ZM52 190H50V191H52ZM104 190H105V189H104ZM104 190H103V191H104ZM120 190L117 189V191H120ZM244 190H246L245 192H247L248 189H244ZM0 191H3L2 188H1ZM34 191H35V190H34ZM58 191H56V192H58ZM95 191H96V190H95ZM117 191H116V192H117ZM122 191H123V190H122ZM125 191H123V193L120 191V193H122L123 196L128 195V194H126V193L129 192V191H128V190H127V192H125ZM132 191H133V190H132ZM25 192H26V191H25ZM52 192H53V191H52ZM107 192L109 193L110 191H108V189H107ZM163 192H162V193H163ZM248 192H249V191H248ZM248 192H247V193H248ZM5 193H6V192H5ZM5 193H4V194H5ZM22 193H24V191H23ZM22 193H21V194H22ZM29 193H31V192H29ZM45 193H47V192L45 191ZM93 193H94V192H93ZM95 193H96V192H95ZM99 193H100V192H99ZM101 193H102V192H101ZM101 193H100V195H101ZM103 193H106V192L104 191ZM110 193H111V192H110ZM118 193H119V192H118ZM120 193H119V194H120ZM249 193H250V192H249ZM0 194H1V193H0ZM2 194H3V193H2ZM34 194H35V192H34ZM51 194H52V193H51ZM53 194H54V193H53ZM55 194L57 195V193H55ZM55 194H54L53 197H55ZM67 194H68V193H67ZM70 194H69V196H70ZM88 194L86 195V197L88 196ZM96 194H97V193H96ZM106 194H107V193H106ZM111 194H112V193H111ZM19 195H20V194H19ZM23 195H24V194H23ZM35 195H36V194H35ZM37 195H38V194H37ZM40 195H41V194H40ZM47 195H48V194H46L45 196H47ZM100 195H99V196H100ZM248 195H249V194H248ZM41 196H42V195H41ZM41 196H39V197L41 198ZM45 196H44V197H45ZM67 196H68V195H67ZM72 196H73V195H72ZM78 196H80V195H78ZM81 196H82V195H81ZM97 196H98V195H97ZM102 196L104 197L103 194L101 195V197H96V196H95V197H93L92 199L89 197V198L91 199L90 201H89L88 199H87V201H85V200H86V197H84L83 200L85 199V200H84V201H85V204H83L84 201H82V203H80V202H81V201H79L80 197L78 198V200H77V198H76L75 201L72 200V197H71V199H70V198H68V199L66 198L65 201H64V199L61 200V201L58 200L59 203H57V198H58V196H56L57 198H56V201H55V202H56L57 204H59V205H57V206H59V209H58V210H60V212H57L58 214L52 216V220L54 221V224H55V222H56L57 224L60 223V224L63 225V226H68V227H69V229H68L69 231H68V232H71V231H72V232H74V233H78L80 230H83L84 232H86L87 230L85 229V230H86V231H85L84 229H81V227H82V226H85V224L87 223V220H86L85 218H87L88 216H86V215H87V214H86V215L84 216L85 218H82L83 216H82V217H81V216L79 217V214L82 213V210H83V211H84V210H87V208H88L89 211H90V209H92L93 206L95 207L96 205H98V203H99V204H102L101 202L105 201L104 198L102 199ZM105 196H106V195H105ZM113 196L115 197L116 195L113 194ZM113 196H112V197H113ZM118 196H120V195H117V196H116L117 198H113V199H118ZM263 196H264V193H263ZM23 197H25V196H23ZM51 197H52V196H51ZM53 197L50 198V200H51V199H52V200L55 199V198H53ZM106 197H107V196H106ZM121 197H122V196H121ZM121 197H119V198L122 200L123 198H121ZM13 198H15V197H13ZM37 198H38V197H37ZM46 198H47V197H46ZM87 198H88V197H87ZM108 198H109V197H108ZM127 198H128V196H127ZM16 199H17V201H18V198H16ZM38 199H39V198H38ZM113 199H112V200H113ZM120 199H119V200H120ZM124 199H125V202H126V196H125ZM19 200H22V199H19ZM17 201L15 200V202H17ZM22 201H25V200L23 199ZM110 201H111V200H110ZM110 201H109V202H110ZM115 201H116V200H115ZM115 201H114V203L117 204V202H115ZM117 201H118V200H117ZM122 201H123V200H122ZM50 202H51V201H50ZM52 202L55 203L54 201H52ZM106 202H107V201H106ZM112 202H113V201H112ZM125 202H121V203H123V204L120 203V204H118L119 206H117V207H120V206H121V209L124 208V207H127V208H128V206H123V205L126 204ZM18 203H19V202H18ZM21 203H22V202H21ZM48 203H49V202H48ZM124 203H125V204H124ZM23 204H24V203H23ZM45 204H46V203H45ZM50 204H51V203H50ZM50 204H48V205H50ZM106 204H107V203H106ZM18 205H19V204H18ZM51 205H52V204H51ZM54 205H55V204H54ZM102 205H103V204H102ZM110 205H111L112 208L114 207V205H112V203L109 204V206H110ZM46 206H47V205H46ZM46 206H44V207L46 208ZM55 206H56V205H55ZM104 206H105V208H104V210H102V211H103V214H104L105 209L107 210V208H106L107 205H103V207H104ZM122 206H123V207H122ZM51 207H52V206H51ZM51 207H48V208L51 209ZM91 207H92V208H91ZM99 207H100V205H99ZM115 207H116V205H115ZM12 208H13V207H12ZM48 208H47V209H48ZM52 208H53V207H52ZM97 208H98V207H97ZM108 208L110 209V207H108ZM127 208H124V209H125L124 211H126ZM251 208H252V207H251ZM261 208H262V207H260V209H261ZM13 209H14V208H13ZM93 209H94V208H93ZM98 209H99V208H98ZM98 209H97V212H96V210H95L94 213L91 212L92 214L95 215V218H94V219L99 220V221L102 220V223H105V224L108 223L109 226H110L109 223H112V222L115 221V219H116V220L118 219V218H114L113 214L111 213V215H112L111 217H113L114 220H112L113 218L110 217L109 219H105V220H107V221H103V220H104L103 217H105V216L102 215V211H101V212H98ZM242 209H243V208H242ZM242 209L240 210V212L242 211ZM244 209H245V208H244ZM244 209H243V211L245 212ZM252 209H253V208H252ZM18 210H19V209H18ZM18 210H17V211H18ZM112 210H113V209H112ZM128 210H129V208H128ZM2 211L5 212V210H2ZM2 211H1V212H2ZM7 211H9V210H7ZM7 211H6V212H7ZM13 211H14V210H13ZM50 211H51V210H50ZM52 211H53V210H52ZM109 211H111V210H109ZM124 211H123V212H124ZM247 211H248V210H246V212H247ZM249 211H250V210H249ZM249 211H248V212H249ZM253 211H255V213H256L255 208H254ZM257 211H258V210H257ZM259 211H260V210H259ZM261 211H262V209H261ZM1 212H0V215H1V218H2V217H4V214H3L4 212H3L2 214H1ZM11 212H12V211H11ZM14 212H15L14 214L17 213L16 211H14ZM18 212H19V211H18ZM84 212H86V211H84ZM84 212H83V214H85ZM87 212H88V211H87ZM87 212H86V213H87ZM262 212H263V211H262ZM19 213H20V212H19ZM23 213H24V212H23ZM38 213H39V212H38ZM38 213H37V214H38ZM43 213H44V211H43ZM43 213L41 214L42 216H43ZM54 213H55V212H54ZM88 213H89V212H88ZM106 213H107V212H106ZM106 213H105V214H106ZM255 213H254V214H255ZM8 214H9V213H7V215H8ZM12 214H13V213H12ZM12 214H11V215L9 214V215H8V218H9V216H12V217H13ZM17 214H18V213H17ZM48 214H49V212H48ZM48 214H47V216L49 217ZM244 214H246V213H244ZM249 214H250V213H249ZM259 214H260V213H259ZM259 214H258V215H259ZM2 215H3V216H2ZM21 215H22V213H21ZM25 215H26V214H24V218H25ZM41 215L39 216V218L41 217ZM45 215H46V214H45ZM80 215H82V214H80ZM239 215H240V216L243 215V212H242V214L240 213ZM260 215H261V214H260ZM240 216H239V217H240ZM243 216H245V215H243ZM253 216L255 217V215H253ZM253 216H248V218H249V217H253ZM256 216H257V215H256ZM12 217H11V219H12ZM50 217H51V216H50ZM50 217H49V218H50ZM89 217H90V216H89ZM89 217H88V218H89ZM108 217H109V216H108ZM115 217H117V216H115ZM246 217H247V216H246ZM8 218H7V219H8ZM16 218H17V217H16ZM22 218H23V217H22ZM22 218H21V220H23ZM26 218H27V215H26ZM26 218H25V220H27V219L29 220V219H30V217L27 218V219H26ZM33 218H34V217H33ZM37 218H38V217H37ZM39 218H38V220H40ZM105 218H107V217H105ZM7 219H6V220H7ZM42 219H43V218H42ZM44 219H45V218H44ZM50 219H51V218H50ZM50 219H49V221H50ZM94 219L91 218V220H93V221H94ZM244 219H246V218H244ZM253 219H254V218H253ZM262 219H263V217H262ZM1 220H2V219H1ZM1 220H0V223H1ZM6 220H5V221H6ZM13 220H15V219L13 218ZM19 220H20V214H19ZM21 220H20V222H21ZM23 221H24V220H23ZM29 221H30V220H29ZM31 221H32V220H31ZM31 221H30V224H31ZM49 221L46 222V223H49ZM240 221H241V220H240ZM244 221H245V220H244ZM40 222H41V220H40ZM43 222H44V221H43ZM50 222H51V221H50ZM90 222H91V221H90ZM96 222H97V221H96ZM119 222H120V221H119ZM246 222H247V221H246ZM15 223H18V222L16 221ZM23 223H24V222H23ZM26 223H28V221H27V222L25 221V225H27ZM36 223H37V220H36ZM36 223H35V224H36ZM51 223H53V222H51ZM88 223H89V222H88ZM88 223H87V224H88ZM93 223H94V222H93ZM97 223H98V222H97ZM99 223H100V222H99ZM241 223H244V222H241ZM247 223H248V222H247ZM249 223H250V222H249ZM249 223H248V224H249ZM256 223H257V222H256ZM33 224H34V223H33ZM37 224H40V223L38 222ZM42 224H43V223H42ZM57 224H56V225H57ZM60 224H59V225H60ZM89 224H90V223H89ZM113 224H114V223H113ZM113 224H112V225H113ZM116 224H117V223H116ZM121 224L124 225L125 223H123V222H122V223L120 222V224L118 223V225H121ZM248 224H246V225H248ZM25 225H24V227H25ZM51 225L54 226V227L56 226V225H53V224H51ZM51 225H49V226L51 227ZM90 225H91V224H90ZM97 225H98V224H97ZM97 225H96V226H97ZM118 225H117V226H118ZM129 225H130V224H129ZM29 226H30L31 229L33 228V227H31L32 224L29 225ZM29 226H28V227H29ZM43 226H45V224H44ZM47 226H48V224H47ZM87 226H88V225H87ZM87 226H85V227H87ZM237 226H239V225H237ZM249 226L251 227V225H249ZM252 226H253V225H252ZM254 226H255V225H254ZM256 226H257V224H256ZM14 227H15V226H14ZM16 227L18 228V226H16ZM16 227H15V228H16ZM20 227H22V226H20ZM24 227H23L22 229H23V230H26V227H25V229H24ZM50 227H49V230H50L51 228H53V227H51V228H50ZM60 227H61V226H60ZM68 227H67V228H68ZM89 227H90V226H89ZM94 227H95V226H94ZM98 227H99V226H98ZM101 227H103V225H102ZM107 227H108V226H107ZM166 227H167V226H165V228H166ZM168 227H169V226H168ZM242 227H243V226H242ZM246 227H248V226H246ZM250 227L247 228V229H250ZM12 228H13V227H12ZM56 228H57V227H56ZM61 228H62V227H61ZM61 228H60V229H61ZM123 228H125V227H123ZM126 228H127V227H126ZM126 228H125V229H126ZM169 228H170V227H169ZM174 228H175V227H174ZM244 228H245V227H244ZM251 228H252V227H251ZM255 228H256V227H255ZM8 229H9V228H8ZM57 229H58V228H57ZM57 229H54V230L51 229V230L54 232L55 230L58 231ZM60 229H59V231H60ZM62 229H63V228H62ZM70 229H71V231H70ZM87 229H88V228H87ZM96 229H97V231H98V228H97V227H96ZM104 229H106V228L104 227ZM107 229H109V227H108ZM110 229H111V228H110ZM110 229H109V230H110ZM167 229H168V228H167ZM0 230H1V229H0ZM14 230H15V229H14ZM17 230H18V229H17ZM17 230L15 231V232H16V233H15L16 236H17V233H18ZM28 230H30V229H27V231H28ZM51 230H50V231H51ZM63 230H64V232H65L66 229H63ZM63 230L61 231V232H62V235H63V233H64ZM88 230H90V229H88ZM91 230H93V229H91ZM102 230H103V229H102ZM168 230H169V229H168ZM170 230H171V229H170ZM244 230L247 232L246 229H244ZM7 231H8V230H7ZM9 231H10V230H9ZM11 231H12V230H11ZM27 231H26V232H27ZM30 231H31V230H30ZM30 231H29V233H30ZM42 231H46V230H42ZM47 231H48V230H47ZM50 231H49V232H50ZM56 231H55V232H56ZM59 231H58V233H59ZM103 231H104V230H103ZM116 231H117V230H115V232H116ZM119 231H120V230H119ZM121 231H124V230H121ZM131 231H132V230H131ZM131 231H130V232H131ZM177 231H178V228H177L176 232H177ZM179 231H180V230H179ZM250 231H251V229H250ZM250 231H249V233H250ZM31 232H34V231H31ZM53 232H50L49 236H48V234H47V236L53 238V241H54L55 244H54V243L51 244L52 242H50V244H49V242H48V245H47V246L44 244V245L47 247L46 250H49V251H48V252H50L49 254H51V253L53 252V253H52V256H53V254H58V255H59L60 253L63 255V253H65V252H67V251H65V250L63 251V250H62L63 253H62V252L58 253V252H59V251H58V250H59V249H58L59 245H58V247H57L56 244H60V247H61V245L63 246L64 244L67 245V243L69 242L70 239H69V240H66L65 238H63V237H66L67 235H66V236L64 235V236L62 237L61 234H60L61 232H60L59 234H58L57 232H56V233H53ZM68 232H67V233H68ZM81 232H82V231H81ZM87 232H88V233H87L88 235H85V234H84V235H85V238H86L87 240H92V235L90 236L89 233H90V234H91V233L93 234V232H92V231H91V232L87 231ZM95 232H96V231H95ZM99 232H101V229H100ZM107 232H108V231H107ZM117 232H118V231H117ZM171 232L173 233L172 235H174V234H175V229H174V231L171 230ZM251 232H253V229H252ZM254 232H255V229H254ZM254 232H253V234H254ZM10 233L12 234V232H10ZM19 233H20V231H19ZM21 233H22V230H21ZM24 233H25V232H24ZM39 233H41V232H39ZM44 233H45V232H44ZM74 233H73V235H74ZM97 233H98V232H97ZM97 233H96V234H97ZM109 233H110V231H109ZM120 233H121V232H120ZM180 233H181V232H180ZM180 233H179V234H180ZM255 233H256V232H255ZM257 233H259V232H257ZM27 234H28V233H27ZM34 234H35V233H34ZM42 234H43V233H42ZM65 234H66V233H65ZM99 234H101V233H99ZM105 234H106V233H105ZM114 234H116V233H114ZM114 234L112 233L113 236H114ZM118 234H119V233H118ZM181 234H182V233H181ZM3 235H4V234H3ZM5 235H9V233H8V234L5 233ZM5 235H4V236H5ZM40 235H41V234H40ZM71 235H72V233L70 234V238H71ZM97 235H98V234H97ZM107 235H109V234L107 233L106 236H107ZM170 235H171V234H170ZM172 235H171V236H172ZM255 235H256V234H255ZM0 236H2V235H0ZM10 236H11V235H9V238H10ZM12 236L14 237V233H13ZM27 236H29V235H27ZM34 236H35V235H34ZM75 236H76V237H75ZM75 236H74L75 238H77V237H80V238H81V235L78 236V235L76 234ZM94 236H96V235H94ZM106 236H103V237H106ZM113 236H112V238H115V237H113ZM117 236H118V235H117ZM119 236H120V235H119ZM6 237H8V236H6ZM18 237H19V236H18ZM18 237H17V238H18ZM20 237H21V235H20ZM20 237H19V238H20ZM35 237H36V236H35ZM44 237H45V236H44ZM82 237H84L83 234H82ZM100 237H101V235H100ZM109 237H110V236H109ZM174 237H175V235H174ZM174 237H173V236L170 237L171 240H169L170 238H169V235H168V238H169V239H167V240L170 241L169 244L172 243L171 241H172V238H174ZM177 237L179 238V236H176V238L173 239V242H174V240H177V239H178ZM182 237H183V235H182ZM14 238H15V237H14ZM19 238H18V239H19ZM21 238H22V237H21ZM23 238H26V237L24 236ZM23 238H22V240H23ZM46 238H47V237H46ZM68 238H69V236L67 237V239H68ZM95 238H96V237H95ZM165 238H166V237H165ZM180 238H181V237H180ZM180 238H179V239H180ZM261 238H262V237H261ZM5 239H6V242H8L9 239H8V238H5ZM7 239H8V240H7ZM15 239H16V238H15ZM26 239H27V238H26ZM33 239H34V238H33ZM41 239H42V238H41ZM41 239H38V240H40V241H38V242L41 243ZM72 239H74V238H72ZM93 239H94V238H93ZM102 239H104V238H102ZM102 239H101L100 241H103ZM105 239H106V238H105ZM116 239H118V238H116ZM179 239H178V240H179ZM195 239L197 240V238H195ZM262 239H263V238H262ZM16 240H17V239H16ZM22 240H21V242H22ZM27 240H28V239H27ZM31 240H32V239H31ZM51 240H52V239H51ZM78 240H79V239H78ZM106 240H107V239H106ZM114 240H115V239H114ZM119 240H120V239H119ZM181 240H182V238H181ZM181 240H180V242H181ZM192 240H193V239H191V240H189V241H192ZM199 240H200V238H199ZM199 240H197V241H199ZM12 241H13V243L15 242L14 240H12ZM12 241H11V239H10L11 246H12V244H13ZM17 241H18V240H17ZM23 241H24V240H23ZM44 241H45V240H44ZM44 241H43V243H44ZM70 241H71V240H70ZM74 241H75V240H74ZM74 241H73V242H74ZM85 241H86V240H84V242H85ZM92 241H93V240H92ZM92 241L89 242V243H90V244H93ZM96 241H97V240H96ZM122 241H123V240H122ZM197 241H195V242L197 243ZM201 241H203V240H201ZM1 242H4V241H1ZM28 242H29V241H28ZM76 242H77V241H76ZM79 242H80V241H79ZM97 242H98V241H97ZM117 242H118V240H117ZM167 242H168V241H167ZM178 242H179V241H177L176 244H177ZM182 242H183V240H182ZM199 242H200V241H199ZM10 243L8 242V244H10ZM15 243H16V242H15ZM15 243H14V244H15ZM18 243L20 244V242H18ZM18 243H17V245H18ZM25 243H26V241H25ZM25 243H24V244H25ZM31 243H32V242H31ZM34 243H37V242H36V239H35V242H34ZM70 243H71V242H70ZM70 243H68V246H71ZM183 243H184V242H183ZM187 243H188V242H187ZM191 243H192V242H191ZM196 243H193V244H195V245L198 246L199 243H198V244H196ZM201 243H202V242H200V244H201ZM5 244H6V243H5ZM28 244H30V243H28ZM69 244H70V245H69ZM79 244H80V243H79ZM82 244H85V243H82ZM121 244H122V243H121ZM123 244H124V243H123ZM164 244H165V243H164ZM172 244H173V243H172ZM176 244L174 243L173 245L175 246ZM185 244H186V243H185ZM185 244H182V243H181V246H182V245H183V246H182L180 249L178 248V247H180L179 244H178L179 246H177V245H176V246H177V248H178L179 250H181V249H183V247L185 248V246H184ZM189 244H190V243H189ZM21 245H22V243H21ZM25 245H26V244H25ZM37 245H38V244H37ZM37 245H35V246H37ZM41 245H43V244H41ZM77 245H78V243H77ZM97 245H98V244H96V246H97ZM104 245H105V244H104ZM195 245H191L190 247L195 246ZM203 245H204V244L202 243V245H201L200 247H202ZM14 246H15V245H14ZM14 246H13V247H14ZM32 246H33V245H32ZM35 246H34V247H35ZM68 246H66V247H68ZM74 246H76L75 243H74ZM83 246L85 247L86 245H83ZM90 246H91V245H90ZM90 246H88L89 249H90ZM110 246H111V245H110ZM176 246H175V247H176ZM22 247H23V245H22ZM24 247H25V246H24ZM27 247H29V246H27ZM27 247H25V249H26ZM34 247H33V248H34ZM40 247H42V246H40ZM60 247H59V248H60ZM72 247H73V245H72ZM72 247H71V248H72ZM80 247H82V246H80ZM91 247H92V246H91ZM98 247L100 248V246H98ZM117 247H118V246H117ZM170 247H171V246H170ZM172 247H173V246H172ZM186 247H189V245H186ZM190 247H189V249H190ZM195 247H196V246H195ZM195 247H194V248H195ZM221 247H222V246H221ZM7 248H8V247H7ZM15 248H16V247H15ZM20 248H21V247H20ZM20 248H19V249H20ZM29 248H30V247H29ZM64 248H65V247H64ZM69 248H70V247H69ZM76 248H77V246H76ZM86 248H87V246H86ZM94 248H95V247H94ZM99 248H98V249H99ZM109 248H111L110 250L113 249L112 251H114V249H116L115 247H114V248L109 247ZM121 248H122V247H121ZM202 248H203V247H202ZM4 249H5V248H4ZM4 249H3V251H4ZM61 249H63V248H61ZM65 249H67V248H65ZM77 249H78V248H77ZM81 249H83V248H81ZM81 249L79 248L80 251H81ZM92 249H93V248H92ZM92 249H90V250H92ZM175 249H176V248H175ZM186 249H188V248H186ZM197 249L201 250L199 247H198ZM197 249H193V247H192L191 251H192V250H196V251H197ZM6 250H7V249H6ZM13 250H14V249H13ZM31 250H32V249H31ZM41 250H43V249H41ZM46 250L44 249L43 251H46ZM75 250H76V249H74L73 252H75ZM83 250H85V249H83ZM93 250H94V249H93ZM116 250H117V249H116ZM120 250H121V249L119 248L118 251L120 252ZM173 250H174V249H173ZM199 250L197 251L198 254H199ZM3 251H2V252H3ZM7 251H8V250H7ZM19 251H20V250H19ZM33 251H34V250H33ZM60 251H61V250H60ZM68 251H69V250H68ZM70 251H72V250H70ZM70 251H69V254H72V252L70 253ZM77 251H78V250H77ZM97 251H98V250H97ZM97 251H96V252H97ZM101 251H103V248H102V250H100V252H101ZM105 251H106V250H105ZM108 251H109V249H108ZM191 251H190V252H191ZM4 252H5V251H4ZM22 252H23V251H22ZM26 252H27V251H26ZM31 252H32V251H30V253H31ZM46 252H47V251H46ZM85 252H86V251H85ZM89 252H90V251H89ZM91 252H92V251H91ZM103 252H104V251H103ZM106 252H107V251H106ZM175 252H176V251H174V254H176ZM177 252H178V251H177ZM184 252H185V250H184ZM184 252L181 251L182 254H183ZM193 252H194V251H193ZM201 252H202V251H201ZM201 252H200V253H201ZM5 253L7 254V252H5ZM9 253H10V251H9ZM9 253H8V255L10 256ZM12 253H13V251H12ZM12 253H11V254H12ZM24 253H25V251H24ZM32 253L34 254V252H32ZM32 253H31V255H32ZM82 253H84V251H83ZM94 253H95V252H94ZM98 253H99V252H98ZM98 253H95L94 256H97ZM107 253H108V252H107ZM109 253H110V251H109ZM109 253H108V256L111 254V253H110V254H109ZM113 253H114V255L117 254V253L115 254V252H112V254H113ZM197 253L195 252V253H193V254L196 255ZM28 254H29V253H28ZM36 254H37V253H35L34 255L37 256ZM46 254H47V253H46ZM69 254H67V255H69ZM77 254H78V253H77ZM79 254H80L81 256L83 255V256H82L83 259H81V261H82V260H85V259H86L85 261L89 260V259H87V258L84 257V254H86V253H84V254L79 253ZM90 254H91V253H89V255H90ZM102 254H103V253H102ZM102 254H101L99 257H101ZM104 254H105V253H104ZM104 254H103V255H104ZM118 254H119V253H118ZM185 254H187V255L190 256V254H189L187 251L185 252ZM185 254L182 255V256H186ZM223 254H224V252H223ZM31 255H30V256H31ZM38 255H39V254H38ZM65 255H66V254H65ZM89 255L87 254V256H89ZM205 255H206V256H205ZM4 256H5V255H4ZM40 256H41V255H40ZM43 256H44V255H43ZM48 256L51 257V255H48ZM55 256H56V255H55ZM59 256H60V255H59ZM59 256H58V257H59ZM70 256H71V255H69V259H70ZM73 256H74V255H73ZM91 256H92V254H91ZM91 256H89V257H91ZM106 256H107V255H106ZM111 256H112V255H111ZM117 256H118V255H117ZM120 256H121V255H120ZM193 256H194V255H193ZM193 256H190V258H189V257H188V258H189V259H192L191 257H193ZM204 256L206 257V258H204V259L207 260V256H208V254H206V253H205V254L203 253L202 256H200V254H199V256H196V257H202V258H203ZM25 257H26V255H25ZM58 257L56 256V259H57ZM62 257L64 258V256H62ZM67 257H68V256H67ZM102 257H103V256H102ZM109 257H110V256H109ZM177 257H178V256H177ZM186 257H187V256H186ZM186 257H185V258H186ZM194 257H195V256H194ZM1 258H2V256H1ZM51 258H52V257H51ZM51 258L48 259V260H51ZM84 258H85V259H84ZM106 258H107V257H106ZM188 258H186V259H188ZM208 258H209V257H208ZM5 259H6V258H5ZM8 259H9V258H8ZM32 259H35V258H32ZM56 259H54V260H55V263H56ZM64 259H65V258H64ZM64 259H63V260H64ZM74 259H75V258H74ZM77 259H78L79 262H81V261L79 260V257H78ZM110 259H111V258H110ZM118 259H119V258H118ZM123 259H124V258H123ZM171 259H172V258H171ZM177 259H178V258H177ZM179 259H180V258H179ZM194 259H195V258H194ZM194 259H192V260H194ZM27 260L29 261V259H27ZM48 260H47V261H48ZM57 260H59V259H57ZM66 260H67V259H66ZM72 260H73V259H72ZM75 260H76V259H75ZM93 260H94V259H93ZM93 260H92V261H93ZM115 260H116V259H115ZM181 260H182V259H181ZM181 260H180V261H181ZM183 260H184V259H183ZM198 260H199V259L195 260L194 262H196V261H198ZM205 260H201V261H205ZM30 261H32V260H30ZM30 261H29V262H30ZM116 261H118V260H116ZM178 261H179V260H178ZM201 261L199 262L200 264H202V263L205 264L204 262L201 263ZM40 262H41V261H40ZM51 262H52V261H51ZM64 262H66V261L64 260ZM68 262H71V261L68 260ZM99 262H100V261H99ZM112 262H114V261H112ZM121 262H122V259H121ZM185 262H186V261H185ZM187 262H190V261H187ZM194 262H190V263L195 264ZM205 262H206V261H205ZM46 263H47V262H46ZM48 263H49V262H48ZM59 263H60V262H59ZM61 263H62V258H61ZM61 263H60V264H61ZM76 263H78L77 260H76ZM93 263H94V262H93ZM127 263H129V262H127ZM177 263H178V262H177ZM177 263H176V264H177ZM183 263H184V262H183ZM190 263H189V264H190ZM209 263H210V262H209ZM49 264H51V263H49ZM57 264H58V263H57ZM62 264H63V263H62ZM66 264H67V262H66ZM69 264H72V263H69ZM74 264H75V263H74ZM80 264H81V263H80ZM88 264H89V263H88ZM99 264H101V263H99ZM107 264H109L108 261H107ZM113 264H114V263H113ZM115 264H116V263H115ZM117 264H122V263H117ZM124 264H125V261H124ZM184 264H185V263H184ZM196 264H197V262H196ZM207 264H208V262H207ZM210 264H212V262H211Z\"/></svg>",
	"mask_w": 264,
	"mask_h": 264
}]
</instances>
